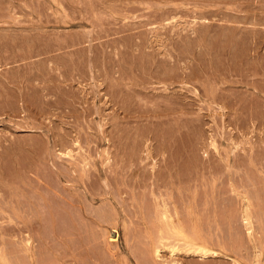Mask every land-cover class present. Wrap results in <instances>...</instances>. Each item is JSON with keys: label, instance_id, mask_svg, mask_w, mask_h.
<instances>
[{"label": "rangeland", "instance_id": "rangeland-1", "mask_svg": "<svg viewBox=\"0 0 264 264\" xmlns=\"http://www.w3.org/2000/svg\"><path fill=\"white\" fill-rule=\"evenodd\" d=\"M165 15H166V17H165ZM154 16H156V17H154ZM248 17H250V18H248ZM114 21H115V23H114ZM121 27H123V28H121ZM103 30H106L107 33H106V31H103ZM132 30H134V32ZM201 31L203 33H201ZM167 32H168V34H167ZM205 32H206V34H205ZM257 32H259V33H257ZM84 33L91 34V37L89 35L86 36V34H84ZM101 33H102V35H100ZM82 34L85 35L84 38L85 37H90V38H88L87 40H84V38H83V41H82V37H79V36H82ZM130 35L131 36L133 35L135 37L133 38ZM76 36H78V37H76ZM117 37H118L119 40L116 39ZM258 37H260V38H258ZM63 38H64V41L62 40ZM71 38H73V40L68 42V40H70ZM65 39L66 40L68 39V40L65 41ZM114 39H115V41L117 40L116 41L117 43L114 41ZM128 39H130V40H128ZM140 39H142L143 41L140 40ZM136 40H138V42ZM149 40L150 41L152 40L151 42H153V43H150ZM58 41H61V43H59ZM122 41L123 42L126 41L125 44ZM127 41H129L130 44L133 43V41H135L136 44L135 45L133 44L134 47L131 45V49H128V47L130 48V46L127 47V45H128ZM120 43H121V45H120ZM122 43H123V46L126 45V46H124V48L127 47V49L130 50V52L128 50L127 51L126 50L121 51V50L124 49L123 46H122ZM140 43H141V45H143V47L140 46ZM149 43H150V45H149ZM61 45L64 46V47H62ZM66 45H71V46L66 47ZM73 45H74V47H73ZM144 45H145V47H144ZM211 45H212V47H211ZM259 45H263V47H264V0H7V1L6 0H0V62H1L0 63V146H1L0 147V161H1L0 162L1 163L0 164V177L4 175L3 178L2 177L0 178V193H2V192L4 193V191H8V192H5V195H8V194L12 193L11 189H14V187H11L10 184L12 183V186H14L13 185L14 183H17V185H19L18 182L24 180V179H21V178H24V177H22L23 176L22 173L23 172L25 173L27 170L29 171L30 168L34 167L32 165V164H35V163H33V160L36 158V157H34L36 155H33L34 153L35 154L36 153L37 154L40 153L39 156H41L40 158H42L41 152H43L44 149H45L44 150L45 153L47 151H49V150H50L49 152L53 153L55 151H53L52 149H54V150L57 149L58 150L57 152L60 151V153H58L59 154L58 158L55 157V155H56L55 153L56 152L53 153V154H55L53 157L51 156L52 154H50L48 152H47L46 155L44 153H42L44 155L42 160H44V161L40 160L39 156L37 155L38 158H36V159H38V160H34V162H36V161L37 162H41L42 161L43 163L47 162L48 164L47 165H43L42 162H41L40 164L43 165V166L41 165L42 166L41 167L40 164L36 162L37 164H39V165L36 164L37 167H39L38 169L41 168L40 171L42 172V173L39 172L38 175L36 174V173H38L37 172L38 169H37V171H35L36 170V165H35V168H33V170L35 169L34 171L33 170H30L29 172L27 171L28 173L26 175L29 176V178H32L31 179L32 183L34 182L33 186H31V187H34V189L31 188V187H28L27 184H25L26 187H28V189L26 188L28 190V192L30 193V189H31V191L35 190L36 185H38L37 186L38 188L35 191L39 190L41 195H44L43 191L40 188V184H36L35 181L38 182L37 178H40L43 175V173H45L46 177L50 174L51 176L50 175L49 176L51 178V180H50L51 183H54L56 185L58 181H60L61 184H62V181H64V184L62 186L60 185V188L63 187L65 189H67L68 191H69V189L73 188V189L70 190L72 192L74 191L73 193L72 192H68V193L66 192V194L63 195L65 197L64 199L66 201H67V198H66L65 195L69 194L70 196H74L75 197V199H74L75 201H74V200H71L69 195H68L69 197L67 196L69 198L68 199L69 204H71V202H72V204H74V202H76V200H78V201L81 200V198H83V197H81L80 195H82L84 193L85 195L86 194L89 195V201L90 202L88 201V204L95 202V204L91 205L93 207V209L91 208L92 211L93 210L95 211L94 205H95V207H98L99 209H100V207L103 208L105 206L104 207L105 211L108 209L106 211V215L104 214V217L106 216V218H104V219L107 220V222H108L107 215L111 216V215L115 214L116 212L118 213V214H115L116 216H114L115 222L113 220H111L112 223L109 222V223H111L109 225H108L107 222H105V223H107L106 226H105V228L107 229L106 230L107 233L104 230L105 233H106V240H105V238L103 239V237L105 235L104 232H103V235L96 234L94 232V229H95L96 226H98V224L93 223L94 221H92L93 224H91V221L89 222L90 225H88V226L91 229H92V227H94V228L91 230L88 227L87 228V231H88L87 233H88V235L92 234L93 232L96 234V237H94L95 241L93 240L94 243H96V238H99L101 243L105 242V244H103V243L100 244L99 243L100 246L98 244L99 249H97L98 247H95L97 245L92 244V245H90L88 247L86 245L79 244L78 241H76V240L74 241V239H73V242H71L70 239H69V241L65 240L66 241L65 242L63 240V242H62V241H60L59 237L57 236V235L60 234L59 231H58L59 233L56 234L55 230H53V234L55 233L56 236L53 235V234L47 235V233L45 232L47 229H48L47 232L48 231L50 232V230H52V228L53 229L56 228V231H57L58 229H60V227L62 225H66L65 224L66 223L65 219H66L67 216H65V214H64L65 211H63V215H64L63 217L65 218L64 219L65 222L61 223L60 222L61 220H59L58 217H57L58 220L57 221L55 220L53 223H51L52 226L54 224V227L51 228V226H50L51 224L49 225L50 229L48 228L49 226L46 225L49 222H51V221H49L50 220V218H49V220H48L49 222H47L45 224L47 226V229H46L45 226L42 227V228L45 227L46 230L43 231V232H44V237H45V235H47V237L43 238V236L41 235V232H40L41 229H42L41 226L44 225V224H42L40 227L38 226V233L40 232V234L37 235V236H39V238H42L40 240L49 239V242L48 241H45V242L44 241H40L39 242V239L37 237H36V239H34V241L36 240L34 242V244H36V245L38 244L37 246L33 245V246H35L33 248L34 252L36 250L38 251L37 254H35L33 252V254L37 255V257H38V259H37L34 256V259H37L38 261L39 260L40 261L38 262L37 260H34V259L31 261L29 253L27 251H25V252H27V254H26L27 256L24 257L25 258L24 259L25 263L28 262V260H27V258H28L29 262H33V264H35V263L40 264V262L41 261L43 262V260L45 261V259L49 260V261H45L44 264H56V263L60 264L62 262L63 263L67 262L66 264H72L73 260H74L73 256H71L72 253H73L72 248L75 247L76 250L78 248V250L77 251L75 250V252H74L75 256L79 257L82 254V255L85 256L84 257L85 260H87V261L90 260L89 263L91 262V264L92 263L93 264H98L97 261L99 263L102 262L100 264H106V263H108V264H158L159 263L158 261H162V260L165 259L164 257H166V259H165L166 261H167V258L170 261L172 259L170 256H172V255H173L172 256L173 258H179L181 261H183L184 264H211V262L213 264L214 263L216 264L217 261H214V260L210 259V260H212L210 262V260L203 259L202 257H199V255L186 254V257H185V255H183V256L179 255L180 257L179 256L175 257V255L172 254L169 251V248L171 246L167 245L169 247L168 249L167 248L166 249L163 248V244L164 245L166 244L165 241H172V242L175 241V242H173V244H176L177 241H178V239H177L178 236L176 237V239L174 237L173 238L171 237L172 240H169L170 238L167 240V239H163V238L160 237L161 233H163V235H164V233H166L165 235H167V233H168V235H169L170 231H165V230H168L169 226L165 230L163 229V227L160 229L161 226L158 225V224H162V223L158 222L159 218H161V217L158 218V216L160 214L159 212H161L162 209H160L157 205L161 204V203H158V201L161 202L163 200L162 198H164L168 193H170V190L168 192L167 188H169V186L166 184V181H164V179H162V180L160 179L161 180L160 182L158 181L159 177H160V175H158V174H159V171L161 170V167H162L163 168L162 169V173L164 172V174L162 176L166 175V180H167V176H168V174H166L167 173V168H165L166 169L165 170L164 167H166V163H167V166H168V162H170L169 160H172L173 162L175 161V169H173V171H172V172H174V170L176 171L175 174L173 173L174 176L176 175V173L178 175L179 172H181L180 176H182V177L184 175L188 176L187 174H190V175L191 174H196L197 176H199L198 177L199 179H197L196 182L198 184H200L201 186H198L197 187L198 189H196V192H197L196 193V197H197L196 200L192 199V194H193V191L195 189V185H194L195 182L193 180L192 181L194 182V184H193V182H192V184L194 186L190 187L189 186L190 185L189 181L186 182V180H189L187 177L184 178V180H183V178H180L179 176H178L179 178L177 179L176 178L177 175L175 176V178L172 177L173 180L176 179L175 180L176 181V185H175L176 188H178L180 186V184H181V193H178L179 190L178 191H172L173 192L172 193V197L174 198L173 200H174L175 204L174 203H171V204L180 206L179 211L182 213V214L180 213L181 214L180 216H184V217H182L183 218V222H184L185 225L187 224L186 226H188V227L185 226L186 227L185 229H187L186 232L190 231V229L192 231V229L194 228L193 224H192V221H191L192 214H190L189 210H187V208H188L187 205H188L189 201L191 202V205L194 204L196 206V209H197L195 214H197L198 217L201 219V223H200V226H199L200 231H201V233H203L205 235H207V234L209 235L210 232L214 230L213 225H215L214 221L211 220L209 222L210 217L213 214V211H211V210H213V208H211V207H213V204H214L211 196L213 194L219 195V192L222 193L220 188H222V187L226 188L228 186V184H230V180L228 178H225L226 175L224 173L226 171V168H224L225 171L223 169V167H225V166H223L224 163H225V160L228 157V152L231 151V150L233 151V149H234V151H236V152L246 153V150L244 151L243 149L244 148L247 149V148H249L251 146H254L252 149L256 152L257 151V150H255L256 146H257L258 149L260 148V150L262 148L261 144H260L261 141H262V146L264 145V143H263L264 142L263 141L264 140L263 139L264 138V128L261 129V125L264 127L263 123L260 125L259 122L256 121L255 122V126H254V124H252L254 126L253 127L254 131H253V129H251L252 125L251 126L250 125L247 126V124L244 125L245 127L247 126L246 129H248V130L250 129L249 131H247L246 129H244V126L242 124H240L241 126L239 124H236V123H235L236 126L233 123L230 124L229 122H227L228 123L227 124L226 121H228L229 117L227 116V113H224V111L228 112V109L230 110L231 104H229L230 108L228 107L229 105H227V104L230 103L228 100H231V99L230 98L228 99V97H224V95H222V96L219 95L218 94V92L220 91L219 90V91H217V94H218L217 96H220V97H219V100L216 101L217 100V96L215 97L216 99H214L210 95V92L212 93V91L217 87V85H218V87H220L221 84H222V87H223V85L226 86L227 83L223 84V83H221V81L224 79V81L227 80V82H228V80H230L229 77H231V75H232L233 78H231V80L236 78L235 79L236 81H238L239 83H241V82L242 83L239 84L238 82L237 83L233 82V83H236V85L233 86V84H232L233 87L231 88V84H230L231 80H230L229 83H228L230 85L229 86L227 85L228 88H226V89H229V87H230V89L228 91H226V92H225V90H223L225 93H227V92L229 93V91L231 89H234V92L233 91L232 92L230 91V92L232 94L237 92L236 93L237 96L235 95L237 97V99L239 97H242V99L245 97L244 100H246V99L249 100V98H250L251 102L253 100H255V103H256V101L258 99L260 100V98H257L258 95H256V96H253V95L254 94H258L257 91L259 92V89H260L259 87H261L262 83H264V81H259L260 77H261V74L263 72V70H262L263 68L262 67L259 68V66L257 65V69L256 70H257V72L259 70H261V71H259L261 73H260V75L254 77V75H252V74H254L253 71H256V70H255V67H253V66H255L256 64H255V62H253L252 59H251L252 61L250 59H248V58H252V56L250 57L248 53H250L251 51H252L251 53H253V52H255L254 49L258 50V48L260 47L259 49H261V50H259V51L262 53V60L264 61V59H263L264 48L262 46H259ZM21 46H22V48H21ZM86 46L87 47L90 46V47H88V49L90 51L88 49H86ZM121 46H122L123 49L120 48ZM204 46H206V47H204ZM209 46H210V48H209ZM83 47H85V48H83ZM117 47H119V48H117ZM137 47H139L140 49L139 50H135V52H134V50H132V49H135ZM149 47H151V49ZM248 47H250V48L252 47L251 51L248 50ZM104 48L107 49V50H105ZM141 48H143V49H141ZM83 49L85 50L86 53L84 52ZM91 49H92V51H91ZM100 49L102 51H99ZM118 49L119 50L121 49L120 50L121 51L120 52V54H121L120 57L117 54L118 51H119ZM241 49H242V51H241ZM144 50H148V52L151 53V55H149L147 51L144 52ZM152 50H153V52H152ZM220 50L221 51H225L226 54L228 53L227 55H229V53L231 52L232 56L229 55V58L231 57V59L227 58L228 56L225 53H223V54L219 53V52H221ZM246 50L248 52L247 53L248 55L247 54L246 55L245 54L242 55L241 53H244ZM105 51H107V52H105ZM87 52H89V53H87ZM101 52L103 54H101ZM108 52H109V55L111 57L110 56L107 57L108 55H106V54ZM123 52H124V54L127 53L125 56L126 57L130 56L129 58L131 59L130 60L128 58L127 59L123 58V60L126 61V64H125V61H123V63H121L122 60L121 61H117V59L120 60V58L123 55ZM133 52L136 55H134ZM212 52H214V54ZM83 53L87 54L88 56L83 54ZM129 53H131V54H129ZM143 53H145V54H143ZM71 54L73 55L72 58L76 59V61H77L76 63L77 64L81 63V59L82 58L84 59V60L82 59L83 60L82 63H81L82 67L79 64H78L79 65L78 66L76 63H74L75 60L72 62V58L70 60L68 59V57L69 58L71 57V56H69ZM166 54H167V56H166ZM84 55L88 57V58L86 57L88 59V61H89V59L92 56L94 58V55H95V59H97V60L103 58V60H101L103 63H107L108 62L107 60H109L111 58H112V60L113 59L114 60L113 61L110 60V63L108 62L109 65H107V67H105L106 66V64H105L104 68H103L104 64H102V62L98 61V64H94V61H95L94 59L90 60V61L93 60L91 62L92 65L90 64L91 67H90V65H87V64H86V66H83L84 65L83 62L86 63L85 62L86 58H85ZM96 55L97 56L101 55L102 58L96 57ZM137 55H139V56H137ZM153 55H155V56H153ZM234 55H235V57H234ZM81 56H82V58H81ZM104 56H106L107 58L104 57ZM151 56H153L154 58L151 57ZM209 56H211L212 58L210 57L211 59H209L208 58ZM240 56L241 57L245 56L248 60L251 61V64L253 63L254 65L253 64L249 65L248 63H250V62L245 60V57L241 58V59L242 60L244 59L245 61H247V64L245 63L244 60H243L244 62L241 63L242 60H239ZM149 57L151 59H156V58H158V59H156L155 61L152 60L155 63L152 62L153 65H151L150 64L151 60L149 61V59H150ZM167 57L169 58L168 60H167ZM206 58H208V59H206ZM226 58H227V60H226ZM87 59H86V61H87ZM145 59H146V62H144ZM234 59H236L235 61H237V62L234 61V63H239L238 61H240V63H239L240 67L241 66L243 67L245 65L250 66L248 68L246 66H245L246 68L243 67L246 70L245 72H247V69H248L249 70L248 73H250V72L252 73V74H250L251 76H249L250 77L249 79L246 78L247 79L246 81L243 80V79H245V77L241 78L242 77L241 74L239 75V73H241L240 71L241 70L243 71L244 69H242V67L240 69L239 64L238 65H232L234 63L231 64V62H233ZM97 60H96L95 63H97ZM262 60H260V61H262ZM70 61H71V64L73 63L72 65H70ZM78 61H80V62H78ZM88 61H87V63L89 64ZM111 61L112 62L117 61V62H115V64H113ZM132 61H133V63H132ZM166 61H168L169 64ZM140 62H142V63H140ZM147 62H149V63H147ZM225 62H226V64H227V62L228 63L230 62V64L225 65ZM66 64L70 65L72 67L71 68L72 70L71 69L68 70L70 68V66L67 67ZM75 64L77 66H75ZM121 64H122V66H121ZM148 64H149V66H148ZM154 64L156 65L155 67H154ZM196 64H198V65H196ZM56 65L58 66V68H57ZM93 65H96V66H95V68L92 69ZM73 66H74V68H73ZM88 66H89V68H87ZM130 66H132V67H130ZM167 66L169 67V69L166 68ZM227 66H228V68H226ZM230 66L232 67L233 70L230 69L231 68ZM54 67H56L57 69H55ZM60 67L61 68L63 67V70H65L66 72L69 71L71 77H72V74H73V77H72L73 78L72 80H74L73 83H72L73 85L72 84L71 85L68 84L70 87H68V85L66 84V83H71V81H72L71 79H69V82H67L69 76H67L68 77L67 78L66 75L67 74L69 75V73L66 74L65 72H63V70H61ZM53 68H54V71H53ZM75 68L82 69V70L85 69L84 71H85L86 74H83L84 78L79 77L78 76L79 74L76 75V73H79V72L83 73L84 71H82V70L81 71L78 70L79 72L76 71V73L74 74ZM90 68H91V70H90ZM182 68L185 69V70H182ZM206 68H208V69H206ZM214 68L216 70L218 69V71H216L218 73L214 72ZM87 69H89L88 70L89 72H87ZM150 69H152V70L156 69L157 71L156 70L151 71ZM205 69L208 70L209 73L207 71H205ZM131 70H133V71L131 72ZM72 71H74V72L71 73ZM168 71H169V74H166V73H168ZM182 71L184 72V77L185 78L182 77L183 76V72ZM224 71L226 73H229V74L235 72V74L233 73L234 75L230 74V76H228L229 74L226 75V73ZM94 72L95 73L97 72L96 73L97 76H95V77L93 75ZM145 72H147V73H145ZM64 73L66 75H64ZM89 73H91V74L88 75ZM212 73H214L216 79H215V77H212V76H214ZM61 74H63L64 77H66L67 79L65 80ZM81 74H80V76H82ZM216 74H219V75L216 76ZM222 74H224V76H225L224 78H223ZM188 75H190V76H188ZM201 75H202V77H201ZM209 75H212V76L209 77ZM74 77L76 78V80H75ZM134 77H137V78H134ZM217 77H219V78H217ZM203 78H205V79H203ZM211 78H212V80H210ZM62 79H64L66 81V83H65V81H63L64 84L61 83L62 81L60 82V80H62ZM213 79H215V81H217V79H218V83H216ZM119 80H120L121 83H119L120 85L118 86ZM137 80H138V82H136ZM152 80H153V82H152ZM139 81H141V83L145 82V89L143 87L142 88L139 87V85H141V86L144 85V83L141 84ZM211 81L213 83L215 82V85L213 84L214 86L212 85ZM114 82H117V83H114ZM132 82L133 83L136 82L137 84H135V85L138 88L135 87V85ZM243 82H245L244 85L247 82L248 83L252 82L253 84L255 83V85L260 83L257 86L254 85L256 88L259 85L260 86L258 87V90H257L256 88H254V86L251 83V85H248V88H247L246 85L245 86L243 85ZM111 83H113V84H111ZM59 84H63L64 85V87L63 86L62 87L65 88V90H63V89L62 90L65 91V92L68 91L69 88H70V90H71V88L73 89L72 91H74L75 93L72 92V91L71 92L74 93L75 95L72 94L71 92H69L70 90L68 91L69 94L71 93L70 96H68V95H66V93H64L65 96H68L69 98H71L70 100H72V101L74 100L73 101V105L71 104L72 101L68 100L69 98L67 99V98L63 97L64 94H60L59 93L61 91V89L59 87L61 85H59ZM65 84L67 85L68 89L66 88ZM114 84H116L117 87H115ZM126 84L128 85L127 87H126ZM167 84H168V86H167ZM210 84L212 85V88H211ZM110 85H112L111 88H110ZM183 85H184V87H183ZM43 86H45V87H43ZM190 86H192V87H190ZM249 86H251L252 88L249 87ZM121 87H123V88H121ZM131 87H132V89H131ZM189 87L193 91H191L189 89ZM263 87H264V85H263ZM48 88H50V90ZM117 88H119V90H117ZM186 88H188V89H186ZM203 88H205V89H203ZM56 89H57V92H56ZM58 89H60V91ZM127 89L128 90L130 89V90L128 91ZM166 89H168V90H166ZM262 89H263L262 92H263V95H264V88H262ZM262 89H260V90H262ZM80 90H82V92ZM115 90L119 91V93H120V91H123V92H121L119 94ZM207 90H209V93H208ZM63 91H61V92H63ZM223 91H222V93H224ZM98 92L100 93V96H101L100 98L101 99L104 98L105 100L104 99H102L103 101H101V99L99 100ZM188 92H190V93H188ZM84 93L86 94L85 95V102L84 101L82 102V100H84V98L82 99V96H81V98H80L81 101H80V99H78L80 96H78V95H84ZM116 93L119 95V96L118 95L117 96L120 97L121 100L118 99V97H117V99H114V98H116V96H115ZM149 93H152L154 95L150 94L151 95L150 96ZM162 93L166 94V98H167V99L165 98L166 100L171 98L172 102H174L176 100L178 101V102L176 101L174 103H172L171 101L168 102V104H169L168 106H170L171 108L173 107V109L170 108V112L169 113L171 115L169 117L172 118V116H173V118L171 120L165 121V118H167V116H166V117L162 118L163 122L160 121L161 120L160 118H159V121H158V117L159 116H157V115H159L158 114L159 113L158 109L161 111L162 107H159V106H157L158 104H155V103H158V101H160V100H164L163 99L164 97H163ZM76 94H78V95H76ZM188 94H189V96H188ZM249 94H251V97H249ZM57 95H58V98H57ZM59 95L62 96V97L60 96L61 99L59 98ZM72 96H74V97L78 96V97L75 98L76 101H75L74 98H72ZM168 96H170V97H168ZM179 96H180V98H179ZM208 96H209L210 100L208 99ZM233 96H234V94H233ZM235 96H234V98H235ZM252 97H254V98L256 97L257 100H256V98L252 99ZM62 98L64 99L63 101H65L66 99L68 101H70V104H69L68 101H65V102L68 103V104L66 103L67 105L65 104V102L63 103V101H61ZM178 98H179V100H178ZM212 98L216 102H214V100ZM262 98H261V101H258L256 104L259 103V106L262 105V108H264L263 107L264 101L262 102ZM140 99H141V101H139ZM226 99H228V100H226ZM242 99H239V100H242ZM44 100H45V102H43ZM119 100L121 101L120 104H122V106L119 104V102H120ZM211 100H212L213 103L211 102ZM112 101H114V102L112 103ZM145 101L146 102L148 101V103L146 104V105H148L147 107L143 103ZM227 101H228V103H225L224 105H226V106L224 107L222 102L224 103V102H227ZM47 102L48 103L50 102L51 104L49 103V105H48ZM55 102H57V103H55ZM79 102H81V103H79ZM260 102H262V104ZM43 103H45V104H43ZM46 103H47L48 106L46 105ZM61 103L65 104V106L64 105L61 106ZM179 103H181L182 105L184 104L183 105L184 107L181 106V104H179ZM253 103L254 102H252V105H253ZM23 104H24L25 107L22 106ZM172 104H174V105H172ZM58 105H60V106H58ZM155 105H156V107H158V109L156 108L157 111H154V109L151 107V106L154 107ZM179 105L183 109L181 107H179ZM119 106L122 109L119 108ZM123 106L126 109L125 108L123 109ZM255 106L257 107V109H259L257 105H255ZM85 107H87L88 109L85 110ZM100 107H101V110H100ZM148 107L152 108V112H150L151 109H148ZM97 108H99L98 111L100 110V112H97V110H96ZM175 108H177V109H175ZM220 108H221V110H220ZM262 108H261V111L258 110V112L260 111L259 113L254 112V114L257 113L256 116H258L259 118H260V116H262V113H264V110L262 111ZM89 109H91V110H89ZM163 109H165V108H163ZM95 110H96V112H95ZM118 110L120 111V113H119ZM131 110H132V112H131ZM180 110L181 111L183 110V112H185V111L186 112L183 113ZM133 111H134V113H133ZM171 111H173L174 113L171 112ZM198 111H199V113H198ZM155 112L157 113V115H156ZM220 112H222L223 114L220 113ZM131 113L134 114V115L136 114V115L134 116ZM151 113H153V115L155 114L156 116L155 115L152 116ZM149 115H151V116H149ZM161 115H164V114H160V116ZM223 115L225 116V119H224ZM197 116H201L203 118L202 119L201 117H199V119L200 118L202 119V120L201 119L200 120L203 123L200 120H199V122L196 123V121H197L196 119H198ZM156 117H157V119H156ZM161 117H163V116H161ZM153 118H154V120H153ZM192 118H194L195 124H193V121H192L193 119ZM226 118H227V120H226ZM181 119H183V120H181ZM254 119L257 120L256 117ZM178 120L179 121L181 120L180 122H182L183 124H187V128H186V125H184L185 128H186L185 129L184 126H182L181 123H179ZM220 120L222 121V123H221ZM168 121H169V123H168ZM115 122L118 123V125L120 123L121 126L119 125V127H118L119 129L118 128L116 129V126H115L116 123ZM161 122L164 123V124H162ZM165 122L168 123V124H166ZM224 122L227 125L224 124ZM27 125L31 126L30 129L28 128ZM23 126H26V127L23 128ZM32 126L33 127L35 126V129H33ZM132 126L134 128H130ZM239 126H240V128H238L239 130L236 129V127H239ZM242 126H243V128H242ZM122 127H123V129H121ZM221 127H222V129H221ZM25 128H27V129H25ZM64 128L66 130H68V135H67V132L64 133L66 136H68L67 138H69L68 139L69 141L66 139L68 142L66 140H64L66 136H64V139H63L62 136L64 134L61 136V139H59V137H60L59 134L60 133L62 134L63 132H65ZM179 128L180 129L182 128V130L184 129V132L182 131V133H181V131L178 130ZM32 129L36 130V131L33 132ZM59 129H60V131H58ZM124 129H125V132H127V130H128V133L130 132V134L127 133L128 134L127 135L123 131ZM225 129H227L228 131L226 132ZM241 129L242 130L244 129L247 134L245 132L243 133L244 130L242 131ZM25 130L29 131V132H26ZM117 130H119V133H121V135H122V132H124L123 135H124L125 139L123 138V136H122L123 139L121 138V136H120V139H122L123 142H125L124 140L127 139V141L125 143H123V146H126L125 148L122 146V143H121L122 140H121V142L119 141L120 140L119 136H118L119 133L117 134V132H118ZM69 132H70V135H69ZM223 132L226 133V134H224ZM262 132H263V134H262ZM201 133H203L204 135L201 134ZM229 133H232V134H229ZM55 134L59 135V137L58 136H54ZM228 135H231V136H228ZM236 136H237V138H235ZM261 136H263L262 137L263 140L261 139ZM130 137H132V138H130ZM128 138L131 139V140H129ZM180 138H182V139H180ZM200 138H201V140H200ZM62 139H63V141H65L68 144L70 142V144H69L70 146L65 144V142H62L63 146L61 145V143H58V142L56 144L54 143L55 141H60ZM213 139L215 140V142H214ZM231 139H232V141H231ZM233 139H235V140H233ZM257 139L258 140L261 139V141L260 142H254L255 140L258 141ZM14 140L16 142H14ZM241 140H242V142L240 143ZM117 141H118V143H117ZM232 142H233V144H232ZM247 142H248V144H247ZM12 143H13V145L15 144V146H16V147L14 146L15 148H13V146L11 145ZM21 143H22V145H21ZM75 143H77V144H75ZM126 143H127V145H126ZM209 143L212 144L213 148H212V146ZM255 143H258L260 145V147H258V144L256 145ZM26 144H27V146L30 145V147H31V145H33L32 146L33 148L31 149L30 147H27V146L25 147ZM57 144H59L60 147L62 146V148H64V149H66L67 146L70 147L71 151H74L72 156L71 155L70 156L69 155L65 156V153L70 151V149H68V147H67V150H64V149L60 150L59 146ZM79 144H80V146L82 145L81 148L79 147ZM118 144H120V145H118ZM168 144H169L170 147L168 146ZM8 145H11L12 147H9ZM43 145H45V146L43 147ZM55 145H57V148H55ZM162 145H163V148L165 146L164 149L161 147ZM21 146H24L25 148H22ZM50 146H51V149H50ZM53 146H54V148H52ZM72 146H73V148H72ZM119 146H121V147H119ZM203 146L206 147L207 150L204 149ZM47 147H49V148H47ZM129 147H130V149H129ZM229 147H232V148H229ZM126 148H127V150H126ZM11 149H13L14 152ZM36 149L37 150L39 149V151L40 150L41 151L39 152ZM47 149H49V150H47ZM128 149L130 150V152L128 151ZM8 150H10V151H8ZM151 150H152V152H150ZM71 151H70V153H72ZM106 151H107V153L109 152L108 155L106 154ZM126 151H127V153H126ZM134 151L137 154L133 156V154H135ZM205 151H207V152H205ZM61 152L64 153V154H62ZM132 152H133V154H132ZM149 152L151 153V155H150ZM259 152L260 151L258 150V153ZM18 153H20V154H18ZM30 153L32 154V156L34 158H32V156L29 155ZM206 153H208V154H206ZM210 153H211V155H213V153H215L214 154L215 156L213 155L214 157L212 156L213 158L211 160H213V161L216 160V164H218V165L220 164L219 168L224 171V172L222 171V173H223L222 177L220 178V175H219V179L216 181V183L213 186L211 185L212 178H211L210 174L206 173V174L203 175V174H201L203 168L200 169V170L198 169V168H201L200 166L203 167V165L205 164L204 160L205 159L208 160L209 156H211ZM256 153H254V154H256ZM258 153H257V155H258ZM48 154H50V155H48ZM119 154H122V155H119ZM123 154L125 156V158H124L125 160H123L124 162L122 160H120L121 158L123 159V157H124ZM47 155H48V157H47ZM82 155L86 156L88 158V162H87L85 157H82ZM243 155L247 156V154H242V156ZM29 156L31 158H29ZM49 156H50V158H49ZM59 156H63L65 158V160L68 161V162H66L64 159L62 160V157H61V159H59ZM246 156L245 157L243 156L244 158L243 157L242 158L245 159ZM262 156L264 157V154L263 155L261 154V157ZM248 157H249V155H248ZM259 157L260 156L258 155V157H256V158L258 159ZM263 157H262V159H263ZM130 158H132V159H130ZM135 158H136V161H135ZM138 158L140 160H138ZM162 158H163L164 162L169 159L168 162H165V165L163 164L164 162H163ZM23 159H25V160L23 161ZM83 159H85L86 161L83 160ZM114 159H115V161H114ZM116 159L119 160V161H116ZM211 160H208V162L210 163ZM31 161H32V164L30 165ZM54 161H55V163H54L55 165L52 163ZM84 161H85V163H89V165L86 164V167H85V164H83ZM120 161L122 162V164L126 162L125 163L126 166L123 164L125 167H127V165H129L128 166L129 169H127V171H126L125 167L122 166L123 168H121L122 164H121ZM139 161H141V163ZM161 161H162V163H161ZM172 161L170 162L169 165L172 167V164H173V168H174V163H172ZM196 161L198 163L203 161L204 164L203 163H201V164L199 163L200 165H198ZM247 161L249 162L248 158H247ZM263 161H264V159H263ZM118 162L120 164H118ZM130 162H131V164H130ZM208 162L206 161V163H208ZM219 162H221V163H219ZM51 163H52V165H51ZM57 163H59L60 167H58L59 165ZM67 163H70V166ZM71 163L74 165L73 168L71 167L72 166ZM159 163H161V167L159 166ZM177 163H178V165H177ZM82 164L84 166L79 167V165L81 166ZM115 164L118 165V166H116ZM136 164H137V166H136ZM156 164H157V166H156ZM243 164H242V167L240 166V169L242 168L241 169L242 171H241L240 174L241 175L244 174V177L249 178L250 180L253 179V182L256 183L257 184L256 186L258 187V188L256 187V190L254 188H251L250 194H249V200H248V202L251 203V204L249 203L251 205L250 212H251V214L254 215V216H252V218H254L253 225H257L258 223H261V222L264 223L263 220H262L264 216L263 217L260 216L261 219L257 218L260 215V213H261L260 211H262V213L264 212V207H263L264 206V198H263L264 197V180H263L264 179V173H263L264 172V166L262 167L263 170H262V168H259L260 166H262L264 164H262L260 166L258 165L257 168H253V167L251 168V167L246 165V168L249 167V168H247L248 170L245 168V166H244L245 164L244 165ZM67 165L69 166V168L70 167L71 168L70 169L67 168L68 167ZM197 165H198V168H196ZM27 166H30L29 169H28ZM134 166H136V167H134ZM155 166L159 167L160 170L158 168H155ZM179 166H181V167L179 168ZM24 167H27V170L25 168L26 171H23ZM61 167H62V170H64V167H66L65 170H67V171H66L65 175H67V177L65 178L64 175L63 176L61 175L59 177V175H56V174H55V177H54V173H56V172L59 173L60 170H61L60 169ZM83 167H84V169H83ZM88 167H90V168H88ZM130 167H131V169L133 171L130 169ZM133 167H134V169H133ZM137 167H139L138 171H137ZM144 167H146V168H144ZM177 167L179 169H181V170H178ZM191 167H193L194 171H195V168H196V170H198L200 172H198V171L197 172L196 171L193 172ZM1 168L3 169V171H2ZM50 168L51 169L53 168L54 170H56V172L51 170ZM152 168H155L157 170H153L154 171L153 172ZM176 168H177V170H176ZM188 168H189V170H188ZM16 169H17V171H16ZM20 169L23 171L22 173H21ZM75 169H76V171H75ZM80 169L82 171H85V169H86L85 172L86 173L89 172V173H87V175H86L85 172H82V173H84V176L85 175L88 176L90 178V181L88 180L89 179L88 177H86V178H88V179H86L83 176V174L81 173ZM124 169H125V171H124ZM190 169L192 171H190ZM50 170H51V173H50ZM72 170H74V171H72ZM87 170H89V171H87ZM163 170H165V171H163ZM15 171L18 174H16ZM18 171H20V172H18ZM78 171H79V173H81V177L83 176L82 179L85 178L86 180H88L87 181L88 183L86 182V184H84L85 180L84 181H80L81 177H80V174L78 173ZM128 171L130 172V174H129ZM254 171H256V173H254ZM67 172H68V174H67ZM124 172H126V174H129L127 176L125 175L126 178H125L124 175H122ZM47 173H48V175H46ZM107 173H108V175H107ZM131 173H132V175H131ZM142 173L143 174L145 173V174L143 175ZM149 173H152V177H155V178L158 177L157 178L158 180L152 178L150 176L151 174H149ZM182 173H184V174H182ZM40 174H41V176H40ZM136 174H138L137 177H136ZM140 174L143 175V177H145V178H143ZM114 175H116V176H114ZM133 175H135V176H133ZM201 175H202V177H201ZM205 175H208L207 176L208 178ZM24 176H25V174H24ZM109 176H110V178H109ZM111 176L114 177V179ZM146 176H147V179H146ZM149 176H150V179H148ZM203 176H205V177H203ZM251 176H252V178H251ZM18 177H19V179H18ZM48 177H47V180L49 179ZM52 177L58 178V179L57 180L56 179H52ZM69 177L71 178V180H70ZM130 177H132V181H129ZM140 177H142L143 180ZM240 177L241 176H239V177L237 176L236 177L237 181H238V178H240ZM242 177H241V179H242ZM244 177H243V179H244ZM67 178H68V180H66ZM72 178H74V180H72ZM116 178H119L120 180L117 179L115 181ZM151 178L153 179V182H152ZM162 178H165V176L162 177ZM33 179H36V180L34 181ZM43 179L45 180V177H42V180ZM137 179H138V183H136ZM144 179L146 180V182H145ZM27 180H24V182L25 181L27 182ZM47 180L43 181L41 183V179H39V181L41 183V187L43 185H44L43 187H46L48 185ZM65 180L68 181V182H65ZM75 180H76V182H75ZM123 180L125 181V184H123L124 183ZM133 180H135V181H133ZM206 180H208V181H206ZM222 180H223V182H225L224 184H223V182H221ZM108 181L110 182V184H113V185L117 184V185H114V186L112 185L113 187H111L109 185L110 188H112V191H110V189L108 188V185H107V187L105 185H103V183L108 182ZM147 181L150 182V183H147ZM203 181H206V182L203 184ZM24 182H23V185H24ZM28 182H31V181L28 180ZM45 182L47 183V185H46ZM128 182H130V184L135 182L136 184L133 183V185L132 184L128 185ZM154 182H155V184L157 182H159V183H158V185L156 184L155 186L154 185L152 186V184H154ZM163 182H165V183H163ZM179 182H181V183H179ZM182 182H185V183H182ZM207 182H209V183H207ZM8 183H10V184H8ZM160 183L164 184L165 187L163 186L164 188L163 187L161 188V184ZM178 183H179V185H178ZM58 184H59V182H58ZM66 184H68V185H66ZM69 184H70V186L72 184V187L69 188ZM141 184H142V186H141ZM150 184H151V186H150ZM182 184H184V185L182 186ZM185 184H186V186H185ZM1 185H3V186H1ZM5 185H7V186H5ZM215 185H217L216 188L218 190L215 189ZM19 186H22V185H19ZM57 186L58 185H56V187ZM66 186H68V187L66 188ZM88 186H90V187L88 188ZM103 186H105L107 190L104 189L105 187H103ZM136 186H137V188H136ZM138 186H140V187H138ZM143 186H146V187H148L150 189H148L146 187H143ZM15 187H16V185H15ZM43 187H42V189L44 191H46V193L51 191V190H49V188H47V187L43 188ZM86 187H87V189L85 190ZM155 187H156L157 190L155 189ZM185 187H187V188H185ZM200 187H202V189ZM208 187H210V188L207 189ZM58 188H59V186H58ZM63 188L59 189V190H63ZM102 188L104 190H106V191L111 192V193L106 192L107 193L106 194L104 192V190H102ZM125 188H126V190H124ZM9 189L11 190L10 192H9ZM20 189L22 190L21 193H23V191L26 190L25 187H23V186ZM51 189H52V187H51ZM135 189H136V191H135ZM159 189H162V190L160 191ZM259 189L261 190V193H260ZM19 190L13 191V192H18ZM59 190L53 188V190L51 192L54 191V193H55V191H56V193L54 194V196L56 195V197H53L52 196L53 193H52V195H51L52 198H58L57 196H58V194H60V192L66 191V190H63V191H59ZM87 190H88V192H87ZM90 190H92V191L94 190L93 193H95V192L99 193L97 190H101L100 191L101 196H102V194L103 195L105 194L104 195L105 197H103V196L102 197L106 198V195H107V200L106 201H108V199L111 200V201H109V204H108V202L106 203V201H105V203L104 202L102 203V201H104L105 199H102L100 197V195L99 196L97 195V193H95L96 196L92 197L91 196L92 193L89 192ZM146 190H148V191H146ZM216 190H217L218 193H216ZM82 191H84V192L82 193ZM85 191H86V193H85ZM152 191L154 192V194L150 193ZM161 192L162 193L164 192V193L161 195ZM209 192H210V195L208 194ZM24 193H26V192H24ZM46 193H45V196L48 197L49 200L50 199L52 200V198L49 197L50 194L49 193L46 194ZM156 193L158 195L160 194L161 196L160 195L158 196ZM187 193L189 194V196H188ZM206 194H207L206 201L209 202V203H206V205H204L202 202H204L205 198H203V197H205ZM234 194H235V196H234ZM76 195L79 196V197L76 198ZM108 195H109V197H108ZM155 195H157L159 199H156L157 197ZM163 195H165V196H163ZM230 195H233V198H230L229 197ZM230 195H228V196L226 195L227 196V200L226 201L224 200V201L226 203L228 200L229 201L231 200V202L228 201V204L226 203L227 207H231L232 203H233L234 206H232L231 209L234 208L233 209V211L235 210L234 211L235 212L234 215L236 217L239 215L237 217L238 219L240 218V215H241V219H239V220L243 222L244 209L242 207L243 201H241V199H243V198L240 195H238L237 193H235V192L233 194L231 193ZM90 196L92 198H94V199H92ZM112 196L115 199H113ZM198 196L201 199L200 202H198L200 200ZM160 197H161V201H160ZM228 197L230 199H228ZM60 198H61V195L59 196V199L52 200L53 204L57 203L59 209H60V207L64 206V205L59 206L60 204H58V201L60 203L61 200H64L63 198H61V199ZM97 198H99V199H97ZM260 198H261L262 201L260 200ZM175 199L178 200L177 203L175 202ZM92 200H94V202ZM114 200H116V202ZM78 201H77V203H78ZM118 201H119V203L121 201V203L119 204ZM252 201H254V202H252ZM22 202H24V201H22ZM211 202H213V203H211ZM61 203L65 204L62 201H61ZM67 203H66V205H67ZM184 203H185V205H184ZM199 203H200V205H199ZM254 203L256 204L257 207L255 206ZM3 204L4 203H2V201H1L0 202V206H2ZM72 204L70 205L71 207L70 206L68 207V205H67V206H64L62 209L65 210V208L67 207L68 209L70 208L69 211H71L72 209L75 210L73 207L76 208V206L78 204H80L81 206L80 205L79 206L81 207V209L78 208L79 206L77 208L79 210H83L82 209V204H81L80 201H79L78 204H76V206H74L75 204L74 205H72ZM102 204H104V205L101 206ZM57 205L54 204L53 207H55ZM23 206L25 207L24 204H23ZM115 207H116V212L113 213L112 211L113 210L115 211V209H114ZM3 208H6V207L4 206ZM3 208H2V210H5ZM77 208L75 210L76 212L73 211L74 213H72V212L68 213V210L66 209L68 216L72 215V214L78 215L80 213V211L77 214V210H78ZM62 209H60V210H62ZM156 209H158V210H156ZM98 210H97V213L98 212H100V213L103 212L102 211L103 209H101L100 211H98ZM171 210H172V207H171ZM171 210H170V213H173V211L171 212ZM184 210H185V212H184ZM209 210H210V212L212 214L209 212ZM1 211H0V214L2 213ZM48 211H50V209ZM205 211L207 213H204ZM241 211H242V213H241ZM4 212L5 213L9 212V213H7V217H8V214H10V212H11L10 211V207H9V211L7 209V212H6V210ZM60 212H62V211H60ZM110 212L113 213V214H111ZM137 212H139V213H137ZM155 212L156 213L158 212L159 214L157 213L158 214L157 215V214H155ZM236 212H237V215H236ZM70 213H72V214H70ZM94 213H96V212H94ZM103 213H105V212H103ZM4 214H1V216L2 215L6 216ZM204 214H206L205 215L206 217H203ZM223 214L224 213H222L221 215L223 216ZM46 215H48V214H46ZM72 216L69 217V218H73V219H70V221L71 220H76V222H77L78 220L75 219V216L74 217H72ZM222 216H220L221 220H223L221 218ZM63 217H61V219ZM224 217L225 216H223V218ZM77 218H80V214H79V217H77ZM157 218H158V220H157ZM203 218H206L205 222H204ZM7 219H9V218H7ZM7 219L5 217V219L3 218L4 221L0 220L1 221L0 224L2 223V225H4V223L7 222ZM47 219H48V217L46 218V221H47ZM80 219H82V218H80ZM80 219H79V222H80ZM110 219L111 218L109 217V220ZM67 220H68L67 221L68 223L72 222V221L70 222L69 219H67ZM85 220H83V221H85ZM224 220H225V218H224ZM257 220H258V223H257ZM259 220H262V221L259 222ZM87 221H89V220H87ZM9 222H10V220L8 221V223ZM74 222L75 221H73V224L75 226ZM85 222H83V224ZM162 222L165 225V222L164 221H162ZM206 222H207V225L205 224ZM211 222H213V224ZM242 222H240L241 225H239V227L237 228L238 229L237 232L239 231V233L237 235V240L241 236V241H242V239H243V241L242 242L239 241V243L241 245L242 244L245 245L248 248L250 246L252 247L250 249H247L250 252L249 251L247 252V254L249 253V256L247 254H246V256H248L249 258H246L245 262H247V264H253L254 262H255L254 264H257V263L258 264H264V260H262V259H264V257H263L264 256V253H263L264 249H263L262 255H261L260 254V252H261L260 250L261 249L259 247L255 248L253 246V241H250L249 237H247V233L244 232V231H247V229H246V226L244 225L245 223H242ZM55 223H58L57 227H56ZM60 223H61V225H59ZM81 223H82V220H81ZM11 224H12V222H10V225ZM71 224H67V225L68 226L70 225V227H71L72 226ZM6 225H7V223L4 226H6ZM80 225L81 224H79V226ZM103 225H105V224H103ZM103 225H99V226H103ZM164 225H162V226H164ZM205 225L207 226V228H206ZM9 226H7V227L9 228ZM68 226H66V227L68 228ZM76 226H78V222H77ZM76 226H75V228H76ZM241 226L245 227V228H242L244 231L240 229ZM258 226L260 227V225H258ZM70 227H69V229H71ZM166 227H167V223H166ZM221 227L222 226H220V228H218L217 232L218 231L220 232ZM224 227H226V224H225ZM8 228H6L7 232H6V234L4 233L5 235L2 233L3 237L5 236L4 238L9 241V242L5 241L6 243L4 244V246L7 245L5 248H7L8 250L11 251V253H10L11 255H13L15 257L18 255V258L17 257L16 258L18 259V261H20V259H23V256H25L24 252L22 253V249H21L22 247L21 248L18 247V245L20 244V243H18L20 241V239L18 237L12 238L10 236L12 234H10V233L7 234L8 231L10 230ZM39 228H41V229H39ZM72 229L70 231H72ZM101 229L103 230V227L102 228L99 227L100 232H98L99 231L98 228H97L98 231H96V230L95 231L97 233H101L102 232ZM211 229H213V230H211ZM63 230L64 231L66 230L67 233H68V230L66 228L63 229ZM63 230L60 229V231L63 232V233L61 232L62 234H60V236L64 235V233L66 235V232H64ZM74 231H76V230H74ZM241 231H242V233H240ZM255 231L258 232V233L254 232L253 233V237L254 236L255 237H257V236L259 237L260 236L259 228H257ZM26 232H28V230ZM125 232H127V234H125ZM243 233H245V234H243ZM68 234H71V233H68ZM239 234H241V235L239 236ZM40 235H41V237H40ZM50 235H51V237H50ZM108 235H109V237H111V236L117 237L118 240L117 241L115 240L116 242H114V241L111 242L109 240ZM163 235H161V236H163ZM97 236H99V237H97ZM170 236H171V234H170ZM9 237L12 240L9 239ZM52 237H53V240L50 241V238H52ZM54 238H55V240H54ZM157 238H158V240H157ZM159 239L161 241L163 240L165 242L164 243L162 241V242H160L162 244L159 243L161 245V247H159V248H163L162 253H161L163 256H160L161 258L156 257L157 255H156V251H155L156 250L155 245L157 246L156 241L158 242ZM173 239H175V240H173ZM107 240H109L111 242V244ZM106 241H107L108 244L106 243ZM12 242H14V243H12ZM53 242H54V246H53ZM179 242L180 241H178V243ZM15 243H16V245L17 244L18 245L17 246L14 245ZM43 243L45 245L47 243L48 246H45ZM49 243H51V245ZM55 243H57V244H55ZM67 243H68L69 246L67 245ZM91 243H92V241H91ZM70 244H71V246H70ZM76 244H78V247H76ZM115 244H118V245H115ZM168 244H171V243L169 242ZM13 245H14V249H12ZM177 245H179V244H177ZM11 246H12V248H11ZM8 247H10V249ZM38 247H39V249H36ZM65 247H68V248H65ZM69 247H70V249H69ZM80 247H81V249H80ZM83 247L84 248L88 247V250H90V251L86 252ZM111 247H112V249H111ZM117 248L119 249V251L117 250ZM11 249L13 250V252H14V250H19L22 253V257L19 256L20 252H16L15 251L16 252V253L14 252L16 254L15 255L14 253H12ZM8 250H7V252H9ZM80 250L82 251V253L78 252ZM170 250H171V248H170ZM258 250H259V252H258ZM65 251H66V254H65ZM71 251H72V253H70ZM88 252H90V253H88ZM169 252H170V254H169ZM21 253H20V255H21ZM76 253H78V254H76ZM87 253H88V255H87ZM97 253L98 254L101 253L102 256L100 254L98 255ZM91 254H92V256H90ZM256 255H257V257H256ZM258 255H260V256L258 257ZM63 256L65 258H63ZM93 256H94V258H93ZM87 257L88 258L90 257L89 260H88ZM234 257H236V256H234ZM255 257L257 258V260H259V261L261 260V261L257 262L256 260H254V259H256ZM50 258H51V260H50ZM100 258H101V260H100ZM157 258H158V260H157ZM24 260L21 261L22 262L21 264H25V263H23ZM55 260H59V261L55 262ZM62 260H64V261H62ZM53 261H54V263H53ZM228 261H229L230 264H236V261L233 258L228 259ZM234 261H235V263H234ZM250 261L253 262V263H251ZM262 261H263V263H262ZM42 262H41V264H43ZM156 262H158V263H156ZM162 262H164V261H162ZM162 262H161V264H162ZM208 262H210V263H208ZM217 263H221V262H217Z\"/></svg>", "mask_w": 264, "mask_h": 264}, {"label": "bare ground", "instance_id": "bare-ground-1", "mask_svg": "<svg viewBox=\"0 0 264 264\" xmlns=\"http://www.w3.org/2000/svg\"><path fill=\"white\" fill-rule=\"evenodd\" d=\"M6 1H7V0H6ZM151 5H152V4H151ZM160 5H161V4H160ZM146 6H147V5H146ZM241 8H242V7H241ZM156 11H157V10H156ZM215 11H216V10H215ZM162 12H163V11H162ZM162 12H161V13H162ZM168 12H169V11H168ZM226 13H227V12H226ZM232 13H233V12H232ZM147 15H148V14H147ZM225 15H226V14H225ZM225 15H224V16H225ZM162 16H163V15H162ZM200 16H201V15H200ZM256 16H257V15H256ZM152 17H153V16H152ZM154 17H156V16H154ZM165 17H166V15H165ZM250 17H251V16H250ZM250 17H248V18H250ZM118 18H119V17H118ZM162 18H163V17H162ZM256 18H257V17H256ZM256 18H255V19H256ZM141 19H142V18H141ZM165 19H166V18H165ZM246 19H247V18H246ZM125 20H126V19H125ZM146 20H147V19H146ZM226 20H227V19H226ZM236 20H237V19H236ZM107 21H108V20H107ZM132 21H133V20H132ZM132 21H131V22H132ZM147 21H148V20H147ZM259 21H260V20H259ZM159 22H160V21H159ZM261 22H262V21H261ZM114 23H115V21H114ZM125 23H126V22H125ZM136 23H137V22H136ZM155 23H156V22H155ZM253 23H254V22H253ZM131 24H132V23H131ZM145 24H146V23H145ZM128 25H129V24H128ZM128 25H127V26H128ZM164 25H165V24H164ZM116 26H117V25H116ZM131 26H132V25H131ZM142 26H143V25H142ZM119 27H120V26H119ZM121 28H123V27H121ZM124 28H125V27H124ZM191 28H192V27H191ZM203 28H204V27H203ZM110 29H111V28H110ZM119 29H120V28H119ZM172 29H173V28H172ZM174 29H175V28H174ZM88 30H89V29H88ZM92 30H93V29H92ZM96 30H97V29H96ZM106 30H107V29H106ZM106 30H103V31H106ZM130 30H131V29H130ZM185 30H186V29H185ZM200 30H201V29H200ZM240 30H241V29H240ZM110 31H111V30H110ZM132 31L134 32V30H132ZM169 31H170V30H169ZM108 32H109V31H108ZM127 32H128V31H127ZM130 32H131V31H130ZM143 32H144V31H143ZM151 32H152V31H151ZM182 32H183V31H182ZM184 32H185V31H184ZM106 33H107V31H106ZM115 33H116V32H115ZM122 33H123V32H122ZM201 33H203V32L201 31ZM257 33H259V32H257ZM84 34H86V33H84ZM120 34H121V33H120ZM137 34H138V33H137ZM167 34H168V32H167ZM175 34H176V33H175ZM205 34H206V32H205ZM210 34H211V33H210ZM233 34H234V33H233ZM233 34H232V35H233ZM244 34H245V33H244ZM80 35H81V34H80ZM87 35H89V36L91 37V34H86V36H87ZM100 35H102V33H101ZM122 35H123V34H122ZM135 35H136V34H135ZM145 35H146V34H145ZM177 35H178V34H177ZM195 35H196V34H195ZM235 35H236V34H235ZM70 36H71V35H70ZM84 36H85V35H83V34H82V36H79V37H82V41H83ZM92 36H93V35H92ZM127 36H128V35H127ZM130 36H131V35H130ZM130 36H129V37H130ZM175 36H176V35H175ZM202 36H203V35H202ZM257 36H258V35H257ZM59 37H60V36H59ZM76 37H78V36H76ZM90 37H85L84 40H87V39L90 38ZM131 37L134 38L135 36L132 35ZM209 37H210V36H209ZM217 37H218V36H217ZM119 38H120V37H119ZM133 38H132V39H133ZM139 38H140V37H139ZM144 38H145V37H144ZM144 38H143V39H144ZM146 38H147V37H146ZM196 38H197V37H196ZM196 38H195V39H196ZM258 38H260V37H258ZM116 39H118V37H117ZM136 39H137V38H136ZM192 39H193V38H192ZM197 39H198V38H197ZM62 40L64 41V38H63ZM62 40H61V41H62ZM67 40H68V39H67ZM67 40L65 39V41H67ZM71 40H73V38H71L70 40H68V42L71 41ZM118 40H119V39H118ZM124 40H125V39H124ZM128 40H130V39H128ZM140 40H142V39H140ZM145 40H146V39H145ZM173 40H174V39H173ZM244 40H245V39H244ZM256 40H257V39H256ZM61 41H58V42L61 43ZM76 41H77V40H76ZM80 41H81V40H80ZM89 41H90V40H89ZM112 41H113V40H112ZM114 41H115V39H114ZM116 41H117V40H116ZM116 41H115V42H116ZM131 41H132V40H131ZM136 41L138 42V40H136ZM142 41H143V40H142ZM151 41H152V40H151ZM151 41L149 40L150 43H153V42H151ZM199 41H200V40H199ZM204 41H205V40H204ZM55 42H56V41H55ZM77 42H78V41H77ZM77 42H76V43H77ZM122 42H123V41H122ZM125 42H126V41H124L123 43L125 44ZM127 42H128L127 47L130 46V48L128 47V49H131V45L133 46V44H134V45L136 44L135 41H133V43H131V44H130L129 41H127ZM134 42H135V43H134ZM146 42H147V41H146ZM255 42H256V41H255ZM71 43H72V42H71ZM116 43H117V42H116ZM123 43H122V46H123ZM150 43H149V45H150ZM126 44H127V43H126ZM205 44H206V43H205ZM251 44H252V43H251ZM39 45H40V44H39ZM49 45H50V44H49ZM64 45H65V44H64ZM71 45H72V44H71ZM71 45H66V47H69V46H71ZM75 45H76V44H75ZM90 45H91V44H90ZM114 45H115V44H114ZM118 45H119V44H118ZM120 45H121V43H120ZM138 45H139V44H138ZM138 45H137V46H138ZM165 45H166V44H165ZM167 45H168V44H167ZM185 45H186V44H185ZM256 45H257V44H256ZM61 46H62V45H61ZM122 46H121L120 48H122ZM124 46H126V45H124ZM124 46H123V48H124ZM140 46L143 47V45H141V43H140ZM147 46H148V45H147ZM163 46H164V45H163ZM177 46H178V45H177ZM259 46H262V47H263V45H259ZM30 47H31V46H30ZM62 47H64V46H62ZM73 47H74V45H73ZM88 47H90V46H88ZM88 47L86 46V49H88ZM104 47H105V46H104ZM109 47H110V46H109ZM127 47H125L126 49H125V48H124V49L122 48L123 50H121V49H120V50H121V51H124V50L127 51V50H128ZM133 47H134V46H133ZM133 47H132V48H133ZM144 47H145V45H144ZM186 47H187V46H186ZM204 47H206V46H204ZM211 47H212V45H211ZM16 48H17V47H16ZM21 48H22V46H21ZM41 48H42V47H41ZM83 48H85V47H83ZM93 48H94V47H93ZM99 48H100V47H99ZM117 48H119V47H117ZM149 48L151 49V47H149ZM152 48H153V47H152ZM209 48H210V46H209ZM249 48H250V47H248V50L251 51V48H252V47H251L250 49H249ZM259 48H260V47H259ZM259 48H258V50L254 49L255 52H253V53H251L252 51H251L250 53H248L247 50H246V51H245L246 53L244 52V53H241V54H242V55H243V54L246 55V54L248 53L250 57L252 56V58H248V59H250V60L252 59L253 62H255L256 65L253 66V67H255V70L257 69V65L259 66V68H261V67L263 68V69H262L263 72H262V74H261V77H260V80H259V81H264V61L262 60V53L259 51V50H261V49H259ZM263 48H264V47H263ZM94 49H95V48H94ZM97 49H98V48H97ZM104 49H105V48H104ZM139 49H140V48L137 47V48L132 49V50H134V52H135V50H139ZM141 49H143V48H141ZM150 49H149V50H150ZM167 49H168V48H167ZM233 49H234V48H233ZM245 49H246V48H245ZM83 50H84V49H83ZM88 50H89V49H88ZM105 50H107V49H105ZM118 50H119V49H118ZM120 50H119L118 53H117V54L119 55V57L121 56V54H120L121 51H120ZM1 51H2V50H1ZM89 51H90V50H89ZM91 51H92V49H91ZM99 51H102V50L100 49ZM128 51L130 52V50H128ZM142 51H143V50H142ZM142 51H141V52H142ZM146 51L148 52V50H144V52H146ZM209 51H210V50H209ZM220 51H221V50H220ZM241 51H242V49H241ZM241 51H240V52H241ZM5 52H6V51H5ZM33 52H34V51H33ZM82 52H83V51H82ZM84 52H85V50H84ZM95 52H96V51H95ZM105 52H107V51H105ZM134 52H133V53H134ZM152 52H153V50H152ZM180 52H181V51H180ZM85 53H86V52H85ZM85 53H83V54H85ZM87 53H89V52H87ZM90 53H91V52H90ZM96 53H97V52H96ZM131 53H132V52H131ZM131 53H129V54H131ZM155 53H156V52H155ZM212 53L214 54V52H212ZM219 53H222V54H223V53H225V51H221V52H219ZM233 53H234V52H233ZM8 54H9V53H8ZM30 54H31V53H30ZM69 54H70V53H69ZM98 54H99V53H98ZM101 54H103V53L101 52ZM112 54H113V53H112ZM126 54H127V53L124 54V52H123V55H124V56L122 55V57L120 58V60L117 59V61H121V60H122L121 63H123V61H125V60H123V58H124V59H127V58L130 59V58H129L130 56H129V57H128V56H127V57L125 56ZM143 54H145V53H143ZM143 54H142V55H143ZM148 54L151 55V53H149V52H148ZM167 54H168V53H167ZM167 54H166V56H167ZM203 54H204V53H203ZM206 54H207V53H206ZM213 54H212V55H213ZM225 54H226V53H225ZM227 54H228V53H227ZM227 54H226V55H227ZM231 54H232V53L230 52L229 55H231ZM248 54H247V55H248ZM14 55H15V54H14ZM81 55H82V54H81ZM85 55H87V54H85ZM85 55H84V56H85ZM106 55H108L107 57H109V56H110V55H109V52H108ZM134 55H136V54L134 53ZM140 55H141V54H140ZM226 55H225V56H226ZM229 55H227V56H228L227 58H229ZM242 55H241V56H242ZM263 55H264V54H263ZM19 56H20V55H19ZM30 56H31V55H30ZM69 56H71L70 58L68 57V59L70 60V59L73 57V55L71 54V55H69ZM87 56H88V55H87ZM87 56H85V58H86ZM89 56H90V55H89ZM137 56H139V55H137ZM145 56H146V55H145ZM153 56H155V55H153ZM153 56H151V57H153ZM195 56H196V55H195ZM231 56H232V55H231ZM236 56H237V55H236ZM241 56L239 57L240 59H239L238 57H237V58H238L239 60H242L241 58H244V57H245V56H243V57H241ZM96 57H100V58H102L101 55H100V56H99V55H98V56L96 55ZM104 57H106V56H104ZM107 57H106V58H107ZM110 57H111V56H110ZM115 57H116V56H115ZM115 57H114V58H115ZM125 57H126V58H125ZM147 57H148V56H147ZM161 57H162V56H161ZM198 57H199V56H198ZM210 57H211V56H209L208 58L211 59L212 57H211V58H210ZM234 57H235V55H234ZM21 58H22V57H21ZM81 58H82V56H81ZM87 58H88V57H87ZM87 58H86V59H87ZM149 58H150V57H149ZM149 58H148V59H149ZM153 58H154V57H153ZM155 58H156V57H155ZM165 58H166V57H165ZM171 58H172V57H171ZM175 58H176V57H175ZM208 58H206V59H208ZM216 58H217V57H216ZM227 58H226V60H227ZM13 59H14V58H13ZM82 59H83V58H82ZM82 59H81V63H82V61L84 60V59H83V60H82ZM86 59H85V62H86V63L83 62V64H84L83 66H86V64H87V65H90V64L92 65L91 62H92L93 60L90 61L91 59H94V60H95V61H94V64H98V61H99V62H102L101 60H103V58H102V59H99V58H98L99 60L95 59V55H94V58H93V56H92V57L89 59V61H88V59H87V61L89 62V64H88L87 61H86ZM141 59H142V58H141ZM156 59H158V58H156ZM156 59H151V58H150V59H149V61L151 60L150 64L153 65V63H155V62H153V61H155ZM168 59H169V58L167 57V60H168ZM229 59H231V57H230ZM232 59H233V58H232ZM248 59L245 57V60L249 61L250 63H248V64L250 65L252 60L250 61V60H248ZM263 59H264V56H263ZM69 60H68V61H69ZM74 60H75L74 63H76V62H77L76 59H75V58H74V59L72 58V62H73ZM96 60H97V63H95ZM106 60H107V59H106ZM110 60H112V58L109 59V60H107V61L110 63ZM113 60H114V59H113ZM113 60H112V61H113ZM130 60H131V59H130ZM152 60H153V61H152ZM164 60H165V59H164ZM215 60H216V59H215ZM235 60H236V59H234L233 62L230 61L231 64L234 63ZM243 60H244V59H243ZM243 60L241 61V63L245 61V60H244V61H243ZM260 60H262V61H260ZM104 61H105V60H104ZM107 61H106V62H107ZM112 61H111V62H112ZM117 61H115V62H117ZM134 61H135V60H134ZM173 61H174V60H173ZM247 61H245L246 64H247ZM78 62H80V61H78ZM108 62H107V63H103V62H102V64H104V65H103V68H104L105 64H106L105 67H107V65H109ZM115 62H112V63L115 64ZM128 62H129V61H128ZM144 62H146V59H145ZM144 62H143V63H144ZM152 62H153V63H152ZM160 62H161V61H160ZM160 62H159V63H160ZM166 62H168V61H166ZM230 62H229V63L227 62V64H230ZM235 62H237V61H235ZM238 62L240 63V61H238ZM0 63H1V62H0ZM54 63H55V62H54ZM56 63H57V62H56ZM66 63H67V62H66ZM81 63H80V64L78 63V64L81 66ZM112 63H111V64H112ZM119 63H120V62H119ZM132 63H133V61H132ZM140 63H142V62H140ZM147 63H149V62H147ZM239 63H234V64H232V65H238ZM68 64H69V63H68ZM68 64H66L67 67L70 66V65H72L73 63L71 64V61H70V65H68ZM76 64H77V63H76ZM76 64H75V66L78 65V64H77V65H76ZM125 64H126V61H125ZM127 64H128V63H127ZM164 64H165V63H164ZM168 64H169V62H168ZM174 64H175V63H174ZM209 64H210V63H209ZM227 64H226V62H225V65H227ZM243 64H244V63H243ZM243 64H242V65H243ZM252 64H253V63H252ZM252 64H251V65H252ZM49 65H50V64H49ZM79 65H78V66H79ZM91 65H90V67H91ZM117 65H118V64H117ZM130 65H131V64H130ZM196 65H198V64H196ZM232 65H231V66H232ZM244 65H245V64H244ZM253 65H254V64H253ZM54 66H55V65H54ZM56 66H57V65H56ZM93 66H94V67H93ZM93 66H92V69L95 68L96 65H93ZM97 66H98V65H97ZM121 66H122V64H121ZM123 66H124V65H123ZM148 66H149V64H148ZM155 66H156V65L154 64V67H155ZM157 66H158V65H157ZM231 66H230V67H231ZM245 66H246L247 68L250 67V66H248V65H245ZM245 66H243V67H245ZM81 67H82V66H81ZM98 67H99V66H98ZM100 67H101V66H100ZM130 67H132V66H130ZM133 67H134V66H133ZM173 67H174V66H173ZM178 67H179V66H178ZM206 67H207V66H206ZM230 67H229V68H230ZM232 67H233V66H232ZM232 67L230 68L231 70H233ZM239 67H240V64H239ZM241 67H242V66H241ZM241 67H240V69H241ZM243 67H242V69H244V70H243V71L241 70V71H240L241 73H239V75L241 74V76H242L241 78H244V77H245V79H243V80L246 81V80H247L246 78L249 79V78H250L249 76H251L250 74H252V73H251V72L248 73V72H249L248 69H247V72H245V71H246V70H245L246 67H245V68H243ZM50 68H51V67H50ZM54 68L57 69L58 66H57V68H56V67H54ZM54 68H53V71H54ZM60 68H61V67H60ZM60 68H59V69H60ZM71 68H72V67L70 66V68H69L68 70H70ZM73 68H74V66H73ZM83 68H84V67H83ZM87 68H89V66H88ZM145 68H146V67H145ZM166 68L169 69L168 66H167ZM203 68H204V67H203ZM210 68H211V67H210ZM210 68H209V69H210ZM224 68H225V67H224ZM226 68H228V66H227ZM51 69H52V68H51ZM97 69H98V68H97ZM171 69H172V68H171ZM206 69H208V68H206ZM206 69H205V71L208 72V70H206ZM219 69H220V68H219ZM237 69H238V68H237ZM240 69H239V70H240ZM61 70H63V67L61 68ZM71 70H72V69H71ZM73 70H74V69H73ZM78 70L81 71L82 69H77V68H75V72L72 71L71 73L74 72V74H75L76 71L79 72ZM84 70H85V69H84ZM84 70H82V71H84ZM88 70H89V69H87V72H89ZM90 70H91V68H90ZM112 70H113V69H112ZM150 70H151V71H154V70H156V69H154V70L150 69ZM182 70H185V69L182 68ZM203 70H204V69H203ZM212 70H213V69H212ZM225 70H226V69H225ZM235 70H236V69H235ZM250 70H251V69H250ZM258 70H259V69H258ZM55 71H56V70H55ZM102 71H103V70H102ZM132 71H133V70H131V72H132ZM142 71H143V70H142ZM156 71H157V70H156ZM192 71H193V70H192ZM209 71H210V70H209ZM216 71H218V69L216 70V69L214 68V72H216ZM219 71H220V70H219ZM259 71H261V70H259ZM259 71H258V72H257V70H256V71H253L254 74H252V75H254V77L260 75L261 72H259ZM10 72H11V71H10ZM50 72H51V71H50ZM63 72H65L66 74L69 73V71L66 72L65 70H63ZM91 72H92V71H91ZM135 72H136V71H135ZM160 72H161V71H160ZM165 72H166V71H165ZM182 72H183V71H182ZM202 72H203V71H202ZM221 72H222V71H221ZM221 72H220V73H221ZM224 72H225V71H224ZM224 72H223V73H224ZM237 72H238V71H237ZM237 72H236V73H237ZM51 73H52V72H51ZM65 73H64V75H66ZM81 73H82V72H81ZM81 73H80V72H79V73H76V75L79 74V75H78L79 77L84 78L83 74H86L85 71H84L82 74H81ZM96 73H97V72H96ZM96 73L94 72V74H93L94 77L97 76ZM145 73H147V72H145ZM200 73H201V72H200ZM205 73H206V72H205ZM208 73H209V72H208ZM216 73H218V72H216ZM220 73H219V74H220ZM225 73H226V72H225ZM225 73H224V74H225ZM233 73L235 74V72H233ZM233 73H230V74H233ZM80 74H81L83 77L80 76ZM90 74H91V73H89L88 75H90ZM131 74H132V73H131ZM137 74H138V73H137ZM166 74H169V71H168V73H166ZM212 74L214 75V73H212ZM219 74H216V76L219 75ZM224 74H222V75H223V78L225 77ZM228 74H229V73H226V75H228ZM230 74H229L228 76H230ZM234 74H233V75H234ZM61 75L63 76V78H64L65 80L68 78L67 76H69L67 82H69V79H71V80L73 79V78H72V77H73V74H72V77L70 76V73H69V75L67 74V75H66L67 78L64 77L63 74H61ZM93 75H92V76H93ZM152 75H153V74H152ZM171 75H172V74H171ZM171 75H170V76H171ZM203 75H204V74H203ZM205 75H206V74H205ZM236 75H237V74H236ZM54 76H55V75H54ZM112 76H113V75H112ZM148 76H149V75H148ZM150 76H151V75H150ZM156 76H157V75H156ZM168 76H169V75H168ZM188 76H190V75H188ZM210 76H212V75H209V77H210ZM70 77H71V78H70ZM76 77H77V76H76ZM182 77H184V72H183V76H182ZM201 77H202V75H201ZM212 77H215V75L212 76ZM74 78H75V77H74ZM134 78H137V77H134ZM151 78H152V77H151ZM180 78H181V77H180ZM184 78H185V77H184ZM217 78H219V77H217ZM223 78H222V79H223ZM227 78H228V77H227ZM227 78H226V79H227ZM229 78H230V80H231V78H233L232 75H231V77H229ZM241 78H240V79H241ZM64 79L60 80V82L62 81L61 83H63V81H65ZM77 79H78V78H77ZM91 79H92V78H91ZM116 79H117V78H116ZM130 79H131V78H130ZM182 79H183V78H182ZM182 79H181V80H182ZM203 79H205V78H203ZM215 79H216V77H215ZM215 79H213V80L215 81ZM235 79H236V78H235ZM235 79L231 80V82H230V84H231V88H232L234 85H236V83L238 82V81H236ZM238 79H239V78H238ZM75 80H76V78H75ZM174 80H175V79H174ZM185 80H186V79H185ZM210 80H212V78H211ZM210 80H209V81H210ZM219 80H220V79H219ZM230 80H228V82H227V80L224 81V79H223V80L221 81V83H223V84H226V83H227L226 86L223 85V87H222V84L220 83V84H221L220 87H218V85H217V87L212 91V93L210 92V95H211L214 99H216L215 97H216L218 94L221 95V96L224 95V97H228V99H229V98L231 99V100L226 99V100H228L230 103H228V101H227V102H224V103L222 102L223 105H224L225 103H228L227 105L231 104V108H230V105L228 106V107L230 108V110L228 109V112H225V111H224V113H227V116L229 117V119H228V121H226V123L229 122L230 124L233 123L234 125H235V123H236V124H239V125L242 124L243 126H244L245 124H247V126H248V125L251 126L252 124H254V126H255V122L258 121L260 125H261L262 123L264 124V113L261 112V113H262V116L259 115L260 118H259L258 116H256V114L259 113V112L261 111V108H262V105H261V104H262V102L264 101V95H263V92H262V91H263L262 88H264V87H263L264 83H262V86H261L262 88L259 87L260 85L258 86V87H259L260 89H262V90L259 89V92L257 91L258 94H254V95H253V96L258 95L257 98H260V100H259V99L257 100V98L255 97L256 100H257L256 103H257L258 101H261V98L263 97V98H262V102H260V103H261V104H260L261 106H259V103L256 104V103H255V100L252 101V102L255 103V104L253 103V105H252V102H251L250 98H249V100L246 99L248 102H247L246 100H244L245 97L242 99V97H239V96H238L239 98L237 99V97H236V96H237V94H236L237 92H236V93H233L234 96L236 95V96H235L236 99H235L234 96H233V94L231 93L232 91L234 92V89H231V90H230L231 92L229 91V93H228V92L225 93L226 91H228V90L230 89V87H229V89H226V88H228L227 85H228V86L230 85V84H228ZM234 80H235V81H234ZM73 81H74V80H72L71 83H66V81H65V83H66L67 85H68V84L71 85V84L73 83ZM117 81H118V80H117ZM141 81H142V80H141ZM141 81H139V82L141 83ZM182 81H183V80H182ZM241 81H242V80H241ZM248 81H249V80H248ZM250 81H251V80H250ZM253 81H254V80H253ZM49 82H50V81H49ZM54 82H55V81H54ZM79 82H80V81H79ZM136 82H138V80H137ZM136 82H135V83L132 82V83L135 85V84H137ZM152 82H153V80H152ZM160 82H161V81H160ZM166 82H167V81H166ZM173 82H174V81H173ZM183 82H184V81H183ZM191 82H192V81H191ZM211 82H212V81H211ZM215 82L218 83V79H217V81H215ZM215 82H214V83L212 82V85H213V84L215 85ZM233 82H236V83H233ZM255 82H256V81H255ZM114 83H117V82H114ZM119 83H121L120 80H119V82H118V86L120 85ZM132 83H131V84H132ZM143 83H144V85H143V86L139 85V87H141V88L143 87V88L145 89V82H143ZM143 83H141V84H143ZM164 83H165V82H164ZM171 83H172V82H171ZM184 83H185V82H184ZM209 83H210V82H209ZM238 83H239V82H238ZM241 83H242V82H241ZM241 83H239V84H241ZM244 83H245V82H243V85H244ZM249 83H250V84H249ZM249 83L247 82V83L245 84V85L247 86V88H248V85H251L252 82H249ZM47 84H48V83H47ZM63 84H64V83H63ZM63 84H59V85H61V86L58 85V86L60 87L61 91L65 90V88H63V87H64ZM66 84H65V86H66V88H67V85H66ZM111 84H113V83H111ZM124 84H125V83H124ZM133 84H132V85H133ZM169 84H170V83H169ZM185 84H186V83H185ZM199 84H200V83H199ZM206 84H207V83H206ZM232 84H233V86H232ZM258 84H260V83H258ZM258 84L255 85V83H254V84L252 83L253 86H254V85L257 86ZM72 85H73V84H72ZM114 85H115V87H117L116 84H114ZM121 85H122V84H121ZM165 85H166V84H165ZM189 85H190V84H189ZM189 85H188V86H189ZM210 85H211V84H210ZM212 85H211V88H212ZM214 85H213V86H214ZM243 85H242V86H243ZM245 85H244V86H245ZM45 86H46V85H45ZM45 86H43V87H45ZM62 86H63V87H62ZM97 86H98V85H97ZM127 86H128V85L126 84V87H127ZM167 86H168V84H167ZM167 86H166V87H167ZM186 86H187V85H186ZM205 86H206V85H205ZM255 86H254V88H256ZM68 87H70V86L68 85ZM72 87H73V86H72ZM111 87H112V85H110V88H111ZM135 87H137V86L135 85ZM183 87H184V85H183ZM190 87H192V86H190ZM190 87H189V89H190ZM238 87H239V86H238ZM249 87H251V86H249ZM258 87L256 88L257 90H258ZM73 88H74V87H73ZM84 88H85V87H84ZM121 88H123V87H121ZM121 88H120V89H121ZM124 88H125V87H124ZM137 88H138V87H137ZM137 88H136V89H137ZM141 88H140V89H141ZM154 88H155V87H154ZM167 88H168V87H167ZM193 88H194V87H193ZM207 88H208V87H207ZM207 88H206V89H207ZM224 88H225V89H224ZM243 88H244V87H243ZM251 88H252V87H251ZM48 89L50 90V88H48ZM60 89H58V90L60 91ZM62 89H63V90H62ZM67 89H68V88H67ZM67 89H66V90H67ZM131 89H132V87H131ZM146 89H147V88H146ZM186 89H188V88H186ZM203 89H205V88H203ZM239 89H240V88H239ZM42 90H43V89H42ZM69 90H70V88H69ZM69 90H68V91H69ZM72 90H73V89L71 88V90H70L69 92H71ZM78 90H79V89H78ZM84 90H85V89H84ZM117 90H119V88H117ZM117 90H115V91L119 93V91H117ZM127 90H128V89H127ZM129 90H130V89H129ZM129 90H128V91H129ZM138 90H139V89H138ZM166 90H168V89H166ZM190 90H191V89H190ZM219 90H220V91H219ZM223 90H225V92H224ZM59 91H58V92H59ZM61 91L59 92L60 94H64V93H66V95H68V96H70V94H71L72 92H74V91H72V92L69 94L68 91H66V92H65V91L61 92ZM80 91L82 92V90H80ZM171 91H172V90H171ZM184 91H185V90H184ZM191 91H193V90H191ZM207 91H208V93H209V90H207ZM217 91H219L220 93L218 92V94H217ZM222 91H223L224 93H222ZM42 92H43V91H42ZM46 92H47V91H46ZM46 92H45V93H46ZM56 92H57V89H56ZM95 92H96V91H95ZM112 92H113V91H112ZM121 92H123V91H120V93H121ZM134 92H135V91H134ZM204 92H205V91H204ZM251 92H252V91H251ZM67 93H68V94H67ZM74 93H75V92H74ZM74 93H72V94H74ZM96 93H97V92H96ZM113 93H114V92H113ZM120 93H119V94H120ZM188 93H190V92H188ZM198 93H199V92H198ZM56 94H57V93H56ZM98 94H99V100H100V99H101V98H100V97H101V96H100V93L98 92ZM150 94H151V95H154V94H152V93H149V95H150ZM251 94H252V93H251ZM251 94H249V97H251ZM74 95H75V94H74ZM76 95H78V94H76ZM85 95H86L85 93H84V95H78V96H80L78 99H80L81 96H82V99L84 98V100H82V102H83V101L85 102ZM96 95H97V94H96ZM112 95H113V94H112ZM112 95H111V96H112ZM114 95H115V94H114ZM117 95H118V94L116 93V95H115L116 98H114L115 96H114L113 98H114V99H117V97L119 96V95H118V96H117ZM121 95H122V94H121ZM121 95H120V96H121ZM124 95H125V94H124ZM151 95H150V96H151ZM156 95H157V94H156ZM162 95H163V97H164V98H163L164 100H160V101H158V103H155V104H158L157 106L162 107L161 111L158 109V107H156V105L154 106L155 108H154L153 106H151V107L154 109V111H157L156 108L158 109V111H159L158 114H159V115H157V113L155 112L156 115L159 116V117H158V121H159V118L161 119L160 121H162V120H163L162 118H164V117H166V116H167V118H165V121H167V120H171V119L173 118V116H172V118L169 117V116L171 115V114L169 113L171 107L168 106V105H169L168 102L171 101V98L168 99V100H166V99H167V98H166V94H165V93H162ZM180 95H181V94H180ZM208 95H209V94H208ZM210 95H209V96H210ZM241 95H242V94H241ZM60 96H61V95H59V98L61 99L62 96H61V97H60ZM68 96H65V94H64L63 97H65V98L68 99V98H69ZM78 96H76V97H78ZM83 96H84V97H83ZM147 96H148V95H147ZM188 96H189V94H188ZM209 96H208V99L210 100ZM232 96H233V97H232ZM259 96H260V97H259ZM76 97L72 96V98H74V99H75ZM86 97H87V96H86ZM102 97H103V96H102ZM124 97H125V96H124ZM140 97H141V96H140ZM148 97H149V96H148ZM161 97H162V96H161ZM168 97H170V96H168ZM175 97H176V96H175ZM219 97H220V96H217V100H216V101L219 100ZM246 97H247V96H246ZM25 98H26V97H25ZM57 98H58V95H57ZM87 98H88V97H87ZM87 98H86V99H87ZM127 98H128V97H127ZM141 98H142V97H141ZM165 98H166V99H165ZM179 98H180V96H179ZM179 98H178V100H179ZM183 98H184V97H183ZM213 98H212V99H213ZM255 98L252 97V99H255ZM67 99H66L65 101H68V100H70L71 98H69L68 100H67ZM78 99H77V100H78ZM102 99H104V98H102ZM102 99H101V101H103ZM118 99L121 100L120 97H118ZM147 99H148V98H147ZM152 99H153V98H152ZM214 99H213V100H214ZM239 99H242V100H239ZM63 100H64V99L62 98L61 101H63ZM104 100H105V99H104ZM120 100H119V101H120ZM173 100H174V99H173ZM223 100H224V99H223ZM53 101H54V100H53ZM65 101H63V103H64ZM70 101H72V100H70ZM70 101H68L69 104H70ZM73 101H74V100H73ZM73 101H72V103H71L72 105H73ZM75 101H76V99H75ZM78 101H79V100H78ZM80 101H81V99H80ZM86 101H87V100H86ZM117 101H118V100H117ZM117 101H116V102H117ZM139 101H141V99H140ZM176 101H177V100H176ZM176 101H174V102H176ZM181 101H182V100H181ZM216 101L214 100V102H216ZM43 102H45V100H44ZM87 102H88V101H87ZM96 102H97V101H96ZM113 102H114V101H112V103H113ZM116 102H115V103H116ZM171 102H172V101H171ZM174 102H172V103H174ZM177 102H178V101H177ZM179 102H180V101H179ZM211 102H212V100H211ZM250 102H251V103H250ZM47 103H48V102H47ZM47 103H46V105H47ZM49 103H50V102H49ZM49 103H48V105H49ZM55 103H57V102H55ZM66 103H67V102H65V104H66ZM79 103H81V102H79ZM103 103H104V102H103ZM120 103H121V101L119 102V104H120ZM123 103H124V102H123ZM128 103H129V102H128ZM143 103L146 105V104L148 103V101H147V102L145 101V102H143ZM181 103H182V102H181ZM181 103H179V104H181ZM212 103H213V102H212ZM245 103H246V104H245ZM43 104H45V103H43ZM50 104H51V103H50ZM65 104H62V103H61V106H62V105L65 106ZM67 104H68V103H67ZM67 104H66V105H67ZM83 104H84V103H83ZM176 104H177V103H176ZM218 104H219V103H218ZM222 104H221V105H222ZM48 105H47V106H48ZM120 105L122 106V104H120ZM172 105H174V104H172ZM183 105H184V104H183ZM183 105L181 104V106H183ZM211 105H212V104H211ZM223 105H222V106H223ZM255 105H257L259 109H257V107H256ZM22 106H24V104H23ZM53 106H54V105H53ZM58 106H60V105H58ZM94 106H95V105H94ZM147 106H148V105H146V107H147ZM181 106L179 105V107H181ZM192 106H193V105H192ZM222 106H221V107H222ZM225 106H226V105H224V107H225ZM24 107H25V106H24ZM24 107H23V108H24ZM98 107H99V106H98ZM183 107H184V106H183ZM189 107H190V106H189ZM224 107H223V108H224ZM260 107H261V108H260ZM263 107H264V103H263ZM23 108H22V109H23ZM48 108H49V107H48ZM59 108H60V107H59ZM89 108H90V107H89ZM119 108H121V107L119 106ZM124 108H125V107L123 106V109H124ZM152 108H149V107H148V109H151V111L149 110L150 112H152ZM163 108H165V109H163ZM177 108H178V107H177ZM177 108H175V109H177ZM181 108H182V107H181ZM223 108H222V109H223ZM24 109H25V108H24ZM24 109H23V110H24ZM56 109H57V108H56ZM86 109H88V108L85 107V110H86ZM98 109H99V108L96 109L97 112H100L101 107H100V110H99V111H98ZM121 109H122V108H121ZM121 109H120V110H121ZM125 109H126V108H125ZM171 109H173V107H172ZM178 109H179V108H178ZM182 109H183V108H182ZM184 109H185V108H184ZM191 109H192V108H191ZM215 109H216V108H215ZM48 110H49V109H48ZM89 110H91V109H89ZM96 110H95V112H96ZM166 110H167V111H166ZM168 110H169V111H168ZM220 110H221V108H220ZM223 110H224V109H223ZM258 110H260V111L258 112ZM263 110H264V108H262V111H263ZM87 111H88V110H87ZM118 111H119V110H118ZM125 111H126V110H125ZM173 111H174V110H173ZM173 111H171V112H173ZM177 111H178V110H177ZM180 111H181V110H180ZM184 111H185V110H184ZM207 111H208V110H207ZM226 111H227V110H226ZM27 112H28V111H27ZM64 112H65V111H64ZM64 112H63V113H64ZM88 112H89V111H88ZM131 112H132V110H131ZM175 112H176V111H175ZM181 112H183V110H182ZM185 112H186V111H185ZM185 112H183V113H185ZM254 112H257V113L254 114ZM65 113H66V112H65ZM119 113H120V111H119ZM133 113H134V111H133ZM153 113H154V112H153ZM153 113H151L152 116L155 115V114L153 115ZM173 113H174V112H173ZM198 113H199V111H198ZM220 113H222V112H220ZM81 114H82V113H81ZM86 114H87V113H86ZM103 114H104V113H103ZM131 114H132V113H131ZM160 114H164V115H161V116H163V117H161ZM222 114H223V113H222ZM222 114H221V115H222ZM64 115H65V114H64ZM117 115H118V114H117ZM132 115H134V114H132ZM135 115H136V114H135ZM135 115H134V116H135ZM151 115H149V116H151ZM156 115H155V116H156ZM173 115H174V114H173ZM185 115H186V114H185ZM195 115H196V114H195ZM200 115H201V114H200ZM214 115H215V114H214ZM254 115H255V116H254ZM75 116H76V115H75ZM130 116H131V115H130ZM187 116H188V115H187ZM223 116H224V115H223ZM62 117H63V116H62ZM189 117H190V116H189ZM193 117H194V116H193ZM197 117H198V119H196ZM197 117L195 118V119L197 120L196 123L199 122V120L202 118L201 116H197ZM199 117H201V118L199 119ZM214 117H215V116H214ZM255 117H256L257 120L254 119ZM257 117H258V118H257ZM120 118H121V117H120ZM169 118H170V119H169ZM182 118H183V117H182ZM215 118H216V117H215ZM220 118H221V117H220ZM220 118H219V119H220ZM222 118H223V117H222ZM156 119H157V117H156ZM192 119H193V120H192V121H193V124H195V122H194V121H195L194 118H192ZM202 119H203V118H202ZM202 119H201V120H202ZM224 119H225V116H224ZM153 120H154V118H153ZM153 120H152V121H153ZM181 120H183V119H181ZM181 120H180V121H181ZM201 120H200V121H201ZM226 120H227V118H226ZM111 121H112V120H111ZM117 121H118V120H117ZM178 121H179V120H178ZM180 121H179V123H181L182 126L186 125V128H187V124H183V123L180 122ZM220 121H221V120H220ZM64 122H65V121H64ZM118 122H119V121H118ZM162 122H163V121H162ZM162 122H161V123H162ZM201 122H202V121H201ZM65 123H66V122H65ZM101 123H102V122H101ZM115 123H116V122H115ZM165 123H166V122H165ZM168 123H169V121H168ZM168 123H166V124H168ZM175 123H176V122H175ZM191 123H192V122H191ZM202 123H203V122H202ZM204 123H205V122H204ZM221 123H222V121H221ZM226 123L224 122V124H226ZM105 124H106V123H105ZM162 124H164V123H162ZM173 124H174V123H173ZM224 124H223V125H224ZM227 124H228V123H227ZM227 124H226V125H227ZM256 124H257V123H256ZM259 124H258V125H259ZM119 125H120V123H119ZM119 125H118V123H116V125H115V126H116V129L119 127ZM133 125H134V124H133ZM181 125H180V126H181ZM217 125H218V124H217ZM234 125H233V126H234ZM27 126H28V125H27ZM101 126H102V125H101ZM120 126H121V125H120ZM180 126H179V127H180ZM235 126H236V125H235ZM237 126H238V125H237ZM240 126H241V125H240ZM240 126H239V127H236V129L240 128ZM243 126H242V128H243ZM247 126H246V127H247ZM250 126H249V127H250ZM254 126L252 125V128H251V129H253ZM24 127H26V126H23V128H24ZM30 127H31V126H28L29 129H30ZM32 127H33V126H32ZM99 127H100V126H99ZM202 127H203V126H202ZM224 127H225V126H224ZM246 127L244 126V129H246ZM249 127H248V128H249ZM101 128H102V127H101ZM130 128H134V127L132 126V127H130ZM184 128H185V126H184ZM186 128H185V129H186ZM188 128H189V127H188ZM225 128H226V127H225ZM227 128H228V127H227ZM262 128H264V127L261 125V129H262ZM25 129H27V128H25ZM33 129H35V126L33 127ZM33 129H32V130H33ZM36 129H37V128H36ZM52 129H53V128H52ZM64 129H65V128H64ZM64 129H63V130H64ZM118 129H119V128H118ZM121 129H123V127H122ZM221 129H222V127H221ZM244 129H243V130H244ZM256 129H257V128H256ZM114 130H115V129H114ZM131 130H132V129H131ZM178 130H180L181 133H182V131L184 132V129L182 130V128H181V129L179 128ZM225 130H226V132L228 131L227 129H225ZM238 130H239V129H238ZM241 130H242V129H241ZM243 130H242V131H243ZM246 130L249 131L250 129H249V130L246 129ZM21 131H22V130H21ZM21 131H20V132H21ZM25 131H26V130H25ZM34 131H36V130H33V132H34ZM58 131H60V129H59ZM64 131H65V132H63L62 134H61V133L59 134L60 137H59V135H57V134H55L54 136H58L59 139H61V136H62L64 133L67 132V135H68V130L65 129ZM117 131H118V132H117V134H118V133H119V130H117ZM121 131H122V130H121ZM121 131H120V132H121ZM123 131L125 132V129H124ZM162 131H163V130H162ZM185 131H186V130H185ZM195 131H196V130H195ZM235 131H236V130H235ZM253 131H254V129H253ZM261 131H262V130H261ZM26 132H29V131H26ZM56 132H57V131H56ZM124 132H122V135H121V133L118 134L119 139H120V136H121V138H122V136H123V138L125 139V137H124V135H123ZM200 132H201V131H200ZM244 132H245V130L243 131V133H244ZM250 132H251V131H250ZM125 133L127 134V133H128V130H127V132H125ZM223 133H224V132H223ZM223 133H222V134H223ZM232 133H233V132H232ZM232 133H229V134H232ZM237 133H238V132H237ZM245 133H246V132H245ZM52 134H53V133H52ZM128 134H130V132H129ZM128 134H127V135H128ZM164 134H165V133H164ZM164 134H163V135H164ZM179 134H180V133H179ZM201 134H203V133H201ZM201 134H200V135H201ZM224 134H226V133H224ZM246 134H247V133H246ZM249 134H250V133H249ZM249 134H248V135H249ZM259 134H260V133H259ZM259 134H258V135H259ZM262 134H263V132H262ZM69 135H70V132H69ZM166 135H167V134H166ZM200 135H199V136H200ZM203 135H204V134H203ZM218 135H219V134H218ZM236 135H237V134H236ZM258 135H257V136H258ZM47 136H48V135H47ZM64 136H66V135L64 134V135L62 136L63 139H64ZM134 136H135V135H134ZM134 136H133V137H134ZM171 136H172V135H171ZM215 136H216V135H215ZM219 136H220V135H219ZM228 136H231V135H228ZM239 136H240V135H239ZM259 136H260V135H259ZM259 136H258V137H259ZM67 137H68V136H66L64 140H66V139L68 140L69 138H67ZM149 137H150V136H149ZM163 137H164V136H163ZM201 137H202V136H201ZM208 137H209V136H208ZM208 137H207V138H208ZM213 137H214V136H213ZM213 137H212V138H213ZM226 137H227V136H226ZM226 137H225V138H226ZM262 137H263V136H261V139H262ZM46 138H47V137H46ZM77 138H78V137H77ZM115 138H116V137H115ZM123 138H122V139H123ZM126 138H127V137H126ZM130 138H132V137H130ZM138 138H139V137H138ZM164 138H165V137H164ZM203 138H204V137H203ZM214 138H215V137H214ZM222 138H223V137H222ZM230 138H231V137H230ZM235 138H237V136H236ZM239 138H240V137H239ZM63 139L60 140V141H55L54 143L56 144V143L58 142V143H61V145L63 146L62 142H65V141H63ZM119 139H118V140H119ZM122 139H120L119 141L121 142ZM128 139H129V138H128ZM180 139H182V138H180ZM251 139H252V138H251ZM261 139H260V140L257 139L258 141L255 140L254 142H260ZM263 139H264V138H263ZM263 139H262V140H263ZM11 140H12V139H11ZM11 140H10V141H11ZM67 140H66V141H67ZM113 140H114V139H113ZM129 140H131V139H129ZM133 140H134V139H133ZM200 140H201V138H200ZM205 140H206V139H205ZM213 140H214V139H213ZM233 140H235V139H233ZM242 140H243V139H242ZM242 140L240 141V143L242 142ZM68 141H69V140H68ZM68 141H67V142H68ZM124 141L126 142L127 139L124 140ZM202 141H203V140H202ZM211 141H212V140H211ZM228 141H229V140H228ZM231 141H232V139H231ZM243 141H244V140H243ZM263 141H264V140H263ZM8 142H9V141H8ZM11 142H12V141H11ZM11 142H10V143H11ZM14 142H16V141L14 140ZM14 142H13V143H14ZM78 142H79V141H78ZM78 142H77V143H78ZM113 142H114V141H113ZM120 142H119V143H120ZM125 142H123V140H122V142H121V143H122V146H123V143H125ZM175 142H176V141H175ZM203 142H204V141H203ZM214 142H215V140H214ZM13 143H12L11 145L13 146V148H15L16 146H15V144L13 145ZM47 143H48V142H47ZM77 143H75V144H77ZM117 143H118V141H117ZM121 143H120V144H121ZM201 143H202V142H201ZM234 143H235V142H234ZM263 143H264V142H263ZM1 144H2V143H1ZM65 144H67L68 146H70V145H69L70 142H69V144L65 142ZM113 144H114V143H113ZM120 144H118V145H120ZM165 144H166V143H165ZM209 144H210V143H209ZM232 144H233V142H232ZM247 144H248V142H247ZM252 144H253V143H252ZM255 144L257 145L258 143H255ZM260 144H261V147H262L261 150H260V148L258 149L257 146H256V149H255V150H257V151H256L257 153H258V150L260 151V152H259L260 154L258 153V155L260 156L258 159L256 158V157H258L257 153L252 149L254 146H251V147H249V148H247V149H246V148H244V149L242 148L244 151L246 150V153H243V152H242V153H241V152H236V151H234V149H233V151L231 150V151L228 152V157H227L226 160H225V163H224V165H223V166H225V167H223V169L226 168V171H225V169H224V171H225L224 174L226 175L225 178H228V179L230 180V184L227 183L228 186H227L226 188H225V187H224V188H223V187L220 188L221 191H222V193L219 192V195H217V194H213V195L211 196V198H212L214 204H213V207H211V208H213V210L210 209L211 211H213V214H212V213L210 212V210H209V212L212 214L211 217L209 216V217H210L209 222L212 220V221L215 222V223H214L215 225H213L214 230L211 229V230H213V231H211L209 235H208V234L205 235V234L201 233V231H200L199 226H200V223H201V219L198 217L197 214H195L196 211H197V209H196V206H195L194 204H193L194 206L191 205V202L189 201V203H188V205H187V206H188L187 210H189L190 214H192L191 221H192V224H193V227H194V228L192 229V231H191V229H190V231H187L188 233L186 232L187 229H185V228L188 227V226H186L187 224H186V225L184 224V222H183V218H182V217H184V216H180V215L182 214V213L179 211L180 206H177V205H173V204H171V203H174V200H173L174 198L172 197V193H173L172 191H178V190H179L180 192L178 191V193H181V184H180V186H179L178 188H176V187H175V185H176V181H175V180H176V179L173 180V178H175V176L177 175V173H176V175L174 176V174H175V172H176L175 170H174V172H172L173 169H175V161L173 162L172 160H169V159H168L170 162L172 161V163H174V168H173V164H172V167L169 165L170 162H168V160L165 161V162H168V166H167V163H166V167H164V169L167 168V173L165 172L166 174H168V176H167V180H166V175H164L165 178H162V177H164V176H162V175L164 174V172L162 173V169H163V168L161 167V163H162V161H161V163H159V166L161 167V170L159 169V167H156V166H157V164H156L155 168H158V169L160 170V171H159V174H158V175H160L159 180L157 179L158 177H157V178L152 177V173H149V174H151L150 176H151L152 178L158 180L159 182H160L162 179H164V181H166V184L169 186V188H167L168 192H169V190H170V193L167 194L168 196H167V195H166V196L163 195V196H165L166 198H165V197L162 198V199H163L162 201H161V197H160V201H161V202L158 201V203H161V204H160V205H157V206H158L160 209H162V211H161V212L158 211L160 214H159L158 212H157V213L159 214L158 218L161 217V218H159V221H158L159 223H160V222L162 223V224H158V225L161 226L160 229L163 227V229L165 230V229H167L168 226H169L168 230H165V231H170L171 233L169 232V235H168V233H167V235H165L166 233H164V235H163V233H161V234H160V237L163 238V239H167V240L170 238L169 240H172L171 237H172V238L174 237V238L176 239V237L178 236L177 239H178V241L181 242V243H180V242L178 243V241H177L176 244H173V242H175V241H173V242H172V241H165L166 244H165V245L163 244V248H164V249H166V248L168 249V248H169L168 246H171V247H170L171 250H170V248H169V251H170L172 254H174L175 257H177V256H179V255H180V256H181V255H182V256L185 255V257H186V254H191V255L193 254V255H199V257H202L203 259H206V260H210V259H212V260H214V261L221 262V263H217V262H216V264H230L229 261H228V259H230V258H233V259L236 261V264H237V263H238V264H245V263L247 264V262H245V259H246V258H249V257H248V256H249V253L247 254V252H248L249 250H247V249H250V248H252V247L249 245L250 247L248 248V247H246L245 245H243V244L241 245V244L239 243V241H241V236H240L241 234H239L240 237L238 236L239 239L237 240V235H238V233H239V231L237 232V230H238L237 228L239 227V225H241L240 222H242V221L239 220V219H241V215H240V218L238 219L237 217H238L239 215L236 217V216L234 215V213H235L234 211H235V210L233 211L234 208L231 209L232 206H234L233 203H232V206H231V207H227V204H228V201H229V200L226 202L227 204L225 203V201L227 200V196L230 195L231 193L233 194V193L235 192V193H237L238 195H240V196L243 198V199H241V201H243L242 207H243V209H244V212H243V213H244V214H243L244 216H243V222H242V223H245L244 225L246 226L247 231H244V230L242 229V228H245V227H243V226H241L240 229L243 230L245 233H247V237H249V240H250V241H253V246H254L255 248H258V247H259V248L261 249V250H260V251H261L260 254L262 255V251H263V249H264V223H262L261 221L263 220V222H264V217H263V216H264V215H263L264 212L262 213V211H260L261 213H260V215L257 217L258 219L260 218V216L263 217L262 220H259V222H261V223H258V220H257V223H258V224L256 223L257 225H253L254 218H252V216H254V215L251 214V212H250V207H251L250 204H251V203L248 202V200H249L250 190H251V188H254V189L256 190V187H257L256 185H257V184L253 182V179L250 180L249 178L244 177V174H243V175L240 174L241 171H242V170H241L242 168L240 169V166L242 167V164H243V163L245 164V163L247 162L245 165L243 164V165L245 166V168H246V165L249 166V167H251V168H252V167H253V168H257L258 165L260 166V165L264 164V161H263L264 157L262 156L263 159H262V157H261V154H262V155L264 154V145L262 146V141H261ZM11 145H8V146H9V147H12ZM21 145H22V143H21ZM36 145H37V144H36ZM50 145H51V144H50ZM57 145L59 146V149H60V150L64 149V148H62V146L60 147L59 144H57ZM57 145H55V148H57ZM67 145H66V146H67ZM126 145H127V143H126ZM210 145L212 146V144H210ZM214 145H215V144H214ZM253 145H254V144H253ZM14 146H15V147H14ZM26 146H27V144L25 145V147H26ZM32 146H33V145H31V147H30V145H28L27 147H30V148L32 149V148H33ZM34 146H35V145H34ZM41 146H42V145H41ZM44 146H45V145H43V147H44ZM68 146H67V147H68ZM81 146H82V145H81ZM81 146H80V144H79V147H80V148H81ZM114 146H115V145H114ZM116 146H117V145H116ZM168 146H169V144H168ZM231 146H232V145H231ZM242 146H243V145H242ZM0 147H1V146H0ZM21 147H22V148H25L24 146H21ZM64 147H65V146H64ZM67 147H66V149H64V150H67ZM119 147H121V146H119ZM123 147L125 148L126 146H123ZM135 147H136V146H135ZM161 147L163 148V145H162ZM166 147H167V146H166ZM169 147H170V146H169ZM169 147H168V148H169ZM203 147H204V146H203ZM214 147H215V146H214ZM216 147H217V146H216ZM218 147H219V146H218ZM233 147H234V146H233ZM237 147H238V146H237ZM247 147H248V146H247ZM258 147H260L259 144H258ZM3 148H4V147H3ZM7 148H8V147H7ZM7 148H6V149H7ZM47 148H49V147H47ZM52 148H54V146H53ZM72 148H73V146H72ZM117 148H118V147H117ZM127 148H128V147H127ZM127 148H126V150H127ZM132 148H133V147H132ZM132 148H131V149H132ZM164 148H165V146H164ZM164 148H163V149H164ZM168 148H167V149H168ZM199 148H200V147H199ZM212 148H213V146H212ZM229 148H232V147H229ZM39 149H40V148H39ZM39 149H38V150L36 149V150L39 151ZM50 149H51V146H50ZM68 149H70V147H68ZM119 149H120V148H119ZM121 149H122V148H121ZM129 149H130V147H129ZM129 149H128V151L130 152ZM146 149H147V148H146ZM195 149H196V148H195ZM204 149H206V147H204ZM208 149H209V148H208ZM235 149H236V148H235ZM2 150H3V149H2ZM11 150L13 151V149H11ZM15 150H16V149H15ZM34 150H35V149H34ZM44 150H45V149H44ZM44 150H43V152H41L42 158H43V156H44L42 153H44V154L46 155L47 152H48V153L52 154V155H51L52 157L56 154L55 157H57V158H58V155H59L58 153H60V151L57 152V151H58L57 149H55V150L52 149L53 151L56 152V153L53 152V153H55V154H53L52 152H49V151H50L49 149H47V150H49V151L46 150V151H47L46 153H45ZM64 150H63V151H64ZM78 150H79V149H78ZM83 150H84V149H83ZM123 150H124V149H123ZM133 150H134V149H133ZM141 150H142V149H141ZM148 150H149V149H148ZM158 150H159V149H158ZM158 150H157V151H158ZM191 150H192V149H191ZM199 150H200V149H199ZM201 150H202V149H201ZM206 150H207V149H206ZM243 150H242V151H243ZM8 151H10V150H8ZM28 151H29V150H28ZM30 151H31V150H30ZM40 151H41V150H40ZM40 151H39V152H40ZM63 151H62V152H63ZM70 151H71V149H70ZM70 151L66 152V153H65V156H66V155H69V156L71 155V156H72V154H73L74 151H71L72 153H70ZM87 151H88V150H87ZM136 151H137V150H136ZM165 151H166V150H165ZM212 151H213V150H212ZM238 151H239V150H238ZM13 152H14V151H13ZM33 152H34V151H33ZM39 152H38V153H39ZM62 152H61V153H62ZM64 152H65V151H64ZM82 152H83V151H82ZM116 152H117V151H116ZM124 152H125V151H124ZM139 152H140V151H139ZM150 152H152V150H151ZM150 152H149V153H150ZM161 152H162V151H161ZM161 152H160V153H161ZM163 152H164V151H163ZM205 152H207V151H205ZM210 152H211V151H210ZM215 152H216V151H215ZM261 152H262V153H261ZM1 153H2V152H1ZM31 153H32V152H31ZM31 153H30L29 155L32 156L33 153H32V154H31ZM80 153H81V152H80ZM86 153H87V152H86ZM104 153H105V152H104ZM108 153H109V152H108ZM108 153H107V151H106V154H107V155H108ZM121 153H122V152H121ZM126 153H127V151H126ZM134 153H135V154H133V152H132L133 156L137 154L135 151H134ZM157 153H158V152H157ZM254 153H256V154H254ZM5 154H6V153H5ZM18 154H20V153H18ZM39 154H40V153H39ZM39 154H37V153L35 154V153H34L33 155H36V156H34V157L38 158ZM50 154H48V155H50ZM62 154H64V153H62ZM129 154H130V153H129ZM132 154H131V155H132ZM138 154H139V153H138ZM152 154H153V153H152ZM162 154H163V153H162ZM186 154H187V153H186ZM206 154H208V153H206ZM214 154H215V153H213V155H214ZM242 154H247V156H246V155H243L244 157L246 156L245 159H243L244 157L242 156ZM37 155H38V156H37ZM48 155H47V157H48ZM119 155H122V154H119ZM125 155H126V154H125ZM131 155H130V156H131ZM150 155H151V153H150ZM210 155H211V153H210ZM213 155L209 156L208 160H211V159L215 156V155H214V156H213ZM216 155H217V154H216ZM248 155H249V157H248ZM13 156H14V155H13ZM69 156H68V157H69ZM73 156H74V155H73ZM87 156H88V155H87ZM123 156H124V154H123ZM123 156H122V157H123ZM128 156H129V155H128ZM138 156H139V155H138ZM140 156H141V155H140ZM167 156H168V155H167ZM167 156H166V157H167ZM207 156H208V155H207ZM212 156H213V157H212ZM217 156H218V155H217ZM241 156H242L243 158H242ZM255 156H256V157H255ZM34 157L32 156V158H34ZM40 157H41V156H39V158H40ZM47 157H46V158H47ZM55 157H54V158H55ZM61 157H62V160H63V159L65 160V158H64L63 156H59V159H61ZM79 157H80V156H79ZM82 157H85L86 160H87V162H88V158H87L86 156H83V155H82ZM82 157H81V158H82ZM112 157H113V156H112ZM116 157H117V156H116ZM146 157H147V156H146ZM184 157H185V156H184ZM17 158H18V157H17ZM20 158H21V157H20ZM29 158H31V157L29 156ZM36 158H35L34 160H38V159H36ZM42 158H40V160H42ZM49 158H50V156H49ZM49 158H48V159H49ZM81 158H80V159H81ZM118 158H119V157H118ZM120 158H121V157H120ZM124 158H125V156L123 157V159L121 158L120 160L123 161V160H125ZM126 158H127V157H126ZM132 158H133V157H132ZM132 158H130V159H132ZM181 158H182V157H181ZM247 158L249 159V162L247 161ZM55 159H56V158H55ZM66 159H67V158H66ZM108 159H109V158H108ZM111 159H112V158H111ZM142 159H143V158H142ZM144 159H145V158H144ZM166 159H167V158H166ZM214 159H215V158H214ZM242 159H243L245 162H244ZM15 160H16V159H15ZM24 160H25V159H23V161H24ZM27 160H28V159H27ZM27 160H26V161H27ZM32 160H33V159H32ZM34 160H33V163H35V164H32V161H31V163H30V165L32 164V165L34 166L33 168H35V165H36L37 163L40 164L42 161H44V160H42L41 162H37V161H36V162H37V163H36V162H34ZM52 160H53V159H52ZM56 160H57V159H56ZM83 160H85V159H83ZM86 160H85V161H86ZM109 160H110V159H109ZM138 160H140V159L138 158ZM162 160H163V158H162ZM199 160H200V159H199ZM199 160H198V161H199ZM208 160H207V159L204 160V163H205V164L203 163V161L199 162L200 164H201V163L204 164V165L202 164L203 167L200 166L201 168H198V165H200V164L196 161L197 164H198L196 168H198L199 170L203 168V169H202V172H203V171H204V172H203V173L201 172V174H203V175L206 174V173H207V174H210V176H211V178H212V183H211V185L213 186V185L216 183V181L219 179V175H220V178L222 177V174H223L222 171H223V170H221V169L219 168L220 164H219V165L216 164V160H215V161L211 160L210 163L208 162ZM241 160H242V161H241ZM46 161H47V160H46ZM48 161H49V160H48ZM65 161H66V160H65ZM85 161H84L83 164H85V167H86V164L89 165V163H85ZM90 161H91V160H90ZM110 161H111V160H110ZM114 161H115V159H114ZM116 161H119V160L116 159ZM135 161H136V158H135ZM144 161H145V160H144ZM206 161H207L208 163H206ZM221 161H222V160H221ZM0 162H1V161H0ZM66 162H68V161H66ZM107 162H108V161H107ZM120 162H121V161H120ZM123 162H124V161H123ZM127 162H128V161H127ZM137 162H138V161H137ZM139 162L141 163V161H139ZM159 162H160V161H159ZM163 162H164V160H163ZM165 162L163 163L164 165H165ZM214 162H215V163H214ZM45 163H46V164H45ZM45 163L42 162L43 165H47V164H48L47 162H45ZM52 163L54 164L55 161L52 162ZM52 163H51V165H52ZM116 163H117V162H116ZM125 163H126V162H125ZM125 163H123V164L125 165ZM133 163H134V162H133ZM135 163H136V162H135ZM219 163H221V162H219ZM0 164H1V163H0ZM15 164H16V163H15ZM39 164H37V165H39ZM42 164H40V166H41ZM57 164L59 165V163H57ZM61 164H62V163H61ZM63 164H64V163H63ZM67 164H69V166H70V163H67ZM71 164H72V163H71ZM83 164H82L81 166L79 165V167L84 166ZM106 164H107V163H106ZM108 164H109V163H108ZM118 164H120V163L118 162ZM121 164H122V162H121ZM123 164L121 165V168H123V167L126 166V165L124 166ZM130 164H131V162H130ZM207 164H208V165H207ZM37 165H36V170L34 169L35 171H37V169L39 168V167H37ZM43 165H42V166H43ZM54 165H55V164H54ZM115 165H116V164H115ZM132 165H133V164H132ZM140 165H141V164H140ZM177 165H178V163H177ZM189 165H190V164H189ZM42 166H41V167H42ZM61 166H62V165H61ZM65 166H66V165H65ZM67 166H68V165H67ZM69 166H68L67 168H69ZM73 166H74V165L72 164L71 167L73 168ZM75 166H76V165H75ZM116 166H118V165H116ZM122 166H123V167H122ZM128 166H129V165H127V167H125L126 171H127V169H129ZM136 166H137V164H136ZM136 166H134V167H136ZM142 166H143V165H142ZM193 166H194V165H193ZM221 166H222V165H221ZM263 166H264V165L260 166L259 168H262ZM1 167H2V166H1ZM27 167H28V169H29L30 166H27ZM27 167H24V168H23V171H26V170H27ZM31 167H32V166H31ZM58 167H60V165H59ZM71 167H70V168H71ZM134 167H133V169H134ZM153 167H154V166H153ZM180 167H181V166H179V168H180ZM249 167H247V168H249ZM16 168H17V167H16ZM25 168H26V170H25ZM33 168H30L29 171H30V170H33ZM56 168H57V167H56ZM70 168H69V169H70ZM88 168H90V167H88ZM91 168H92V167H91ZM144 168H146V167H144ZM155 168H152V171H153V170H157V169H155ZM177 168H178V167H177ZM177 168H176V170H177ZM179 168H178V170H181V169H179ZM191 168H192L193 172H195V171L197 172V171H198V170H196V168H195V171H194L193 167H191ZM237 168H238V169H237ZM247 168H246V169H247ZM251 168H250V169H251ZM1 169H2V168H1ZM48 169H49V168H48ZM50 169H51V168H50ZM58 169H59V168H58ZM60 169H61V170H60ZM60 169H59V170H60L59 173L56 172V170H54L53 168L51 169V170H53V171L56 172V173L53 172V173H54V177H55V174H56V175H59V177H60L61 175H62V176L64 175L65 178H66V177H67V175H65V174H66V171H67V170H65L66 167H64V170H65V171L62 170V167H61ZM81 169H82V168H81ZM81 169H80V170H81ZM83 169H84V167H83ZM125 169H124V171H125ZM130 169H131V167H130ZM138 169H139V167H137V171H138ZM18 170H19V169H18ZM34 170H33V171H34ZM40 170H41V168L38 169V171H37L38 173H36V172H35V173H36L37 175L39 174V172L42 173ZM51 170H50V173H51ZM59 170H58V171H59ZM116 170H117V169H116ZM131 170H132V169H131ZM165 170H166V169H165ZM165 170H163V171H165ZM188 170H189V168H188ZM192 170L190 169V171H192ZM247 170H248V169H247ZM254 170H255V169H254ZM262 170H263V168H262ZM2 171H3V169H2ZM16 171H17V169H16ZM16 171H15V173H16ZM20 171H21V173L23 172L21 169H20ZM20 171H18V172H20ZM27 171H28V170H27ZM27 171H26L25 173L23 172L27 178H26V177L24 176V174L22 173L23 176H22V175H21V176L24 177V178H21V179H24V180H27V179H28V180L31 181V182H28V180H27V182H26V181L24 182V180H23V181H20L21 183L18 182V184H19V185H22L23 187H25V189H26V188L28 189V187L33 186V183H34V182L32 183V180H31L32 178H29V176L26 175V174L29 172V171H28V172H27ZM72 171H74V170H72ZM72 171H71V172H72ZM75 171H76V169H75ZM85 171H86V169H85ZM85 171H82V170H81V173H82V172H85ZM87 171H89V170H87ZM129 171H130V170H129ZM129 171H128V172H129ZM132 171H133V170H132ZM140 171H141V170H140ZM149 171H150V170H149ZM224 171H223V172H224ZM11 172H12V171H11ZM68 172H69V171H68ZM68 172H67V174H68ZM105 172H106V171H105ZM112 172H113V171H112ZM115 172H116V171H115ZM120 172H121V171H120ZM153 172H154V171H153ZM185 172H186V171H185ZM198 172H200V171H198ZM246 172H247V171H246ZM251 172H252V171H251ZM251 172H250V173H251ZM3 173H4V172H3ZM21 173H20V174H21ZM57 173H58V174H57ZM78 173H79V171H78ZM81 173H79V174H80V177H81ZM85 173H86V172H85ZM87 173H89V172H87ZM87 173H86V175H87ZM147 173H148V172H147ZM156 173H157V172H156ZM156 173H155V174H156ZM173 173H174V174H173ZM180 173H181V172H179V174L177 175V177H176L177 179L180 177V178H183V180H184V178L187 177L189 180H186V182L189 181V184H190L189 186H190V187H191V186L193 187V186L195 185V189H194L193 194H192V199H193V200H196V198H197V197H196V193H197V192H196V189H198V188H197L198 186H201L200 184H198V183L196 182L197 179H199V178H198L199 176H197L196 174H191V175H190V174H187L188 176L184 175L185 177H184V176L182 177V176H180ZM250 173H249V174H250ZM254 173H256V171H254ZM263 173H264V172H263ZM16 174H18V173H16ZM82 174H83V176H84V173H82ZM105 174H106V173H105ZM116 174H117V173H116ZM129 174H130V172H129ZM129 174H126V172H124L122 175H124V176L126 175V176H127V175H129ZM134 174H135V173H134ZM142 174H143V173H142ZM144 174H145V173H144ZM144 174H143V175H144ZM182 174H184V173H182ZM198 174H199V173H198ZM12 175H13V174H12ZM14 175H15V174H14ZM43 175H44V176H43ZM43 175L41 176V174H40L41 177H40V178H37L38 182L35 181L36 179H33V180L35 181L36 184H40V188H41V190L43 191L44 195H41V193L39 192V190L35 191V190L38 188V187H37L38 185H36L35 190H33V191H31V189L29 188V189H30V193L28 192L27 189H26V190L24 189L25 191H23V193H21L22 190H21L20 188H21L22 186L17 185V183H14V184H13L14 186H12V183H11V184L8 183V184H10L11 187H14V189H11L12 191L9 189V192L11 191L12 193H10V194H8V195H5V192H8V191H4V193H3V192L0 193V202L2 201V203H4L2 206H0V209L2 210V208L5 206L6 208H3V209H5L6 212H7V209H8V211H9V207H10V211H11L10 214H8V217H7V213H9V212L5 213V212H4L5 210H2V211L0 210V211L2 212L1 214H4V213H5L4 215H6V216H3V215H2V216H3V217H2L1 214H0V220L4 221L3 218H4V219H5V217H6V219L9 218V219H7V222H6L7 225H6V226H4L6 223H4V225H2V223L0 224V264H21V263H22L21 261L24 260V259H25L24 257L27 256V255H26L27 252L29 253V256H30V258H31V261L34 259V256H35V258L38 259L37 255H34V254H33V252H34L33 248H34L35 246L38 245V244H37V245L34 244V242L36 241V240L34 241V239H36V237H37V238L39 239V242H40V241H44V242H45V241H48V242H49V239H47V240H40V239H42V238H39V236H37V235L40 234V232H41V235L43 236V238H45V237H47V235H49V234H53V230H55V233H56V234L59 233V232H60V234H62L63 232L60 231V229L63 230V229L66 228V229L68 230L69 227H70V225L68 226L67 224H71V223H72V224H71L72 226H71L70 228H71V229L73 228V229H72V231H70L71 229L68 230V233H71V234H68L66 230H65V231L63 230L64 232H66V235H65V233H64V235H61V236H60V234L57 235V236L59 237L60 241H62V242H63V240H64V241H65V240H68V241H69V239H70V241L73 242V239H74V241H75V240L78 241V243L81 244V245L83 244V245H86V246L89 247L90 245L94 244V245H97V246H95V247H98V244H99V243L102 244L103 242L101 243V242H100V239H99V238H96V243H94V241H95V240H94V239H95L94 237H96V234H101V235H103V232H104L105 235H104V237H103V236H102V237H103V239L105 238V240H106V233H107L106 230H107V229L105 228V226H106L107 223H108V225L111 224V223H112L111 220H113V221L115 222V218H114V216H116L115 214H118V213L116 212V207L114 208L115 211H114V210H113V211L111 210L113 213L116 212L115 214H113V213L110 212V213L113 214V215H111V216H110V215H109V216L107 215V217H108V222H107V220L104 219V218H106V216L104 217V214L106 215V211H107L108 209L105 211V208H104L105 206H104L103 208L99 206V207H100V209H99L98 207H95V205H94L95 211H94V210H93V211L96 212V213H94V212L91 210V208L93 209V207H92L91 205L95 204V202H94V200H92L94 203H90V204H88V201H89V195H88V194L85 195V194L83 193L84 191H82V193H83L82 195H83V196L80 195V196L83 197V198L80 197L81 200H79V201L81 202V204H82V209H83V210H79V209H78V208L81 209V207H80L81 205L78 204V203H79L78 200H76V202H74L75 205L72 204V202L70 201L71 204L74 205V206H76V204H78V205L76 206V208L80 205V206L77 208V209H78V210H77V214H78L79 211H80L79 214H80V218H82V219L77 218V217H79V214H78V215H76V214H72V213L76 212V211H75V210H76L75 207L72 206L75 210L72 209L71 211H69L70 208L68 209L67 207L65 208V210L62 209L64 206H67V205L69 204V201H68L69 198H68V197H69L70 195H69V194H68L69 196H68V195H65L66 198H67V201L64 199L65 197H64L63 195L66 194V192H67V193H68V192H72V191H70V190L73 189V188L69 189L70 187H72V184H71V186H70V184H69V188H68L69 191H68L67 189H65V188H63V187L60 188V185L62 186V185L64 184V181H62V184H61L60 181H58L59 184H58V182H57V184H56V185L59 186V188H58V186L56 187V185H55L54 183H51V182H50V180H51V178H50L51 175H50V174H49L50 176L48 175V173L46 174V175L49 176V177L47 176V177L49 178L48 180H47V177L45 176V173H43ZM86 175L84 176L85 178L88 177V176H86ZM88 175H89V174H88ZM107 175H108V173H107ZM131 175H132V173H131ZM137 175H138V174H136V177H137ZM140 175H141V174H140ZM143 175H141V176L143 177ZM153 175H154V174H153ZM252 175H253V174H252ZM3 176H4V175H3ZM3 176H1V177L3 178ZM17 176H18V175H17ZM83 176H82V177H83ZM112 176H113V175H112ZM112 176H111V177H112ZM114 176H116V175H114ZM117 176H118V175H117ZM120 176H121V175H120ZM126 176H125V178H126ZM133 176H135V175H133ZM150 176H149L148 179H150ZM178 176H179V177H178ZM205 176L207 177L208 175H205ZM205 176H203V177H205ZM237 176H238V177H239V176H241V177L243 176L244 179H243V177H242V179H241V177H240V178H238V181H237V179H236ZM1 177H0V178H1ZM42 177H45V180H44V179L42 180ZM54 177H52V179H56V180L58 179V178H54ZM82 177H81V179H82ZM138 177H139V176H138ZM142 177H140V178L142 179ZM168 177H169V178H168ZM172 177H173V178H172ZM201 177H202V175H201ZM7 178H8V177H7ZM12 178H13V177H12ZM25 178H26V179H25ZM69 178H70V177H69ZM85 178L82 179V180H81L80 178H79V179H80V181H84V180H85V181H84V184H86V182H87L88 180L90 181V178H89V177H88L89 179L86 178V179H88V180H86ZM109 178H110V176H109ZM112 178L114 179V177H112ZM125 178H124V179H125ZM127 178H128V177H127ZM143 178H145V177H143ZM152 178H151V179H152ZM207 178H208V177H207ZM251 178H252V176H251ZM254 178H255V177H254ZM8 179H9V178H8ZM18 179H19V177H18ZM39 179H41V183H42L43 181H46V180H47V183H48L49 186L47 185L46 182H45V183H46L47 186H46V185H45V186H46L47 188H49V190H51V191L53 190V188H55V189H57V190L63 188V190H66V191H64L65 193H64V192H60V194H58L59 192L57 191V192H58V193H57V194H58V196H57L58 198H52V196H53V197H56V195L54 196V194L56 193V191H55V193H54V191H53V192L50 191L51 193L48 192L49 190L47 191V192L50 194L49 197L52 198V200L59 199V196L61 195V198L64 199V200H61V201H62L63 203H65V204H62L61 201H60V203H59V201H58V204H60L59 206L64 205L63 207H60V209H62V210H60V209L58 208L57 203H54V204L57 205V206L53 207L54 204L52 203V200H51V199L49 200V198L45 196L46 191H44V190L42 189V187H43L44 185L41 187V183H40ZM91 179H92V178H91ZM117 179H119V178H116L115 181H116ZM122 179H123V178H122ZM135 179H136V178H135ZM138 179H139V178H138ZM138 179H137L136 183H138ZM146 179H147V176H146ZM160 179H161V180H160ZM205 179H206V178H205ZM9 180H10V179H9ZM12 180H13V179H12ZM14 180H15V179H14ZM16 180H17V179H16ZM66 180H68V178H67ZM66 180H65V182H68V181H66ZM70 180H71V178H70ZM70 180H69V181H70ZM72 180H74V178H72ZM77 180H78V179H77ZM119 180H120V179H119ZM119 180H118V181H119ZM142 180H143V179H142ZM144 180H145V179H144ZM183 180H182V181H183ZM192 180L195 182V184H194V182H193ZM225 180H226V179H225ZM263 180H264V179H263ZM10 181H11V180H10ZM54 181H55V180H54ZM111 181H112V180H111ZM113 181H114V180H113ZM121 181H122V180H121ZM123 181H124V180H123ZM127 181H128V180H127ZM129 181H132V177H130ZM133 181H135V180H133ZM149 181H150V180H149ZM180 181H181V180H180ZM206 181H208V180H206ZM206 181H203V184H204ZM226 181H227V180H226ZM259 181H260V180H259ZM259 181H258V182H259ZM23 182H24V185H23ZM75 182H76V180H75ZM78 182H79V181H78ZM108 182H109V181H108ZM108 182L103 183V185H105L106 187H107V185H108V188L110 189V191H112V188H110V186L113 187L114 185H117V184H114V185H113V184H110V182H109V183H108ZM145 182H146V180H145ZM152 182H153V179H152ZM159 182H157L156 184L158 185ZM192 182H193L194 185L192 184ZM221 182H223V180H222ZM5 183H6V182H5ZM29 183H30V184L32 183V184L30 185ZM69 183H70V182H69ZM87 183H88V182H87ZM111 183H112V182H111ZM114 183H115V182H114ZM122 183H123V182H122ZM133 183H135V182H133ZM133 183H131V184L133 185ZM136 183H135V184H136ZM139 183H140V182H139ZM147 183H150V182L147 181ZM163 183H165V182H163ZM179 183H181V182H179ZM179 183H178V185H179ZM182 183H185V182H182ZM199 183H200V182H199ZM207 183H209V182H207ZM224 183H225V182H223V184H224ZM25 184H27L28 187H26ZM43 184H44V183H43ZM92 184H93V183H92ZM123 184H125V181H124ZM129 184H130V182H128V185H129ZM131 184H130V185H131ZM156 184H155V182H154V184H152V186H153V185L155 186ZM160 184H161V188H162L163 186L165 187L164 184H162V183H160ZM227 184H226V185H227ZM15 185H16V187H15ZM29 185H30V186H29ZM66 185H68V184H66ZM81 185H82V184H81ZM109 185H110V186H109ZM112 185H113V186H112ZM183 185H184V184H182V186H183ZM205 185H206V184H205ZM1 186H3V185H1ZM5 186H7V185H5ZM10 186H9V187H10ZM17 186H18V187H17ZM83 186H84V185H83ZM98 186H99V185H98ZM105 186H103V187H105ZM118 186H119V185H118ZM123 186H124V185H123ZM141 186H142V184H141ZM148 186H149V185H148ZM150 186H151V184H150ZM150 186H149V187H150ZM185 186H186V184H185ZM216 186H217V185H215V189H217ZM9 187H8V188H9ZM46 187H43V188H46ZM51 187H52V189H51ZM64 187H65V186H64ZM67 187H68V186H66V188H67ZM73 187H74V186H73ZM89 187H90V186H88V188H89ZM106 187H105L104 189H106ZM138 187H140V186H138ZM143 187H146V186H143ZM156 187H157V186H156ZM156 187H155V189H156ZM164 187H163V188H164ZM166 187H167V186H166ZM259 187H260V186H259ZM17 188H18V189H17ZM31 188L34 189V187H31ZM82 188H83V187H82ZM122 188H123V187H122ZM136 188H137V186H136ZM146 188H148V187H146ZM182 188H183V187H182ZM185 188H187V187H185ZM200 188L202 189V187H200ZM209 188H210V187H208L207 189H209ZM257 188H258V187H257ZM19 189H20V190H19ZM86 189H87V187L85 188V190H86ZM104 189L102 188V190H104ZM139 189H140V188H139ZM148 189H150V188H148ZM153 189H154V188H153ZM153 189H152V190H153ZM190 189H191V188H190ZM17 190H19L20 192H19V191H18V192H13V191H17ZM63 190H59V191H63ZM106 190H107V189H106ZM106 190H104L105 193H106V192H109V191H106ZM124 190H126V188H125ZM141 190H142V189H141ZM141 190H140V191H141ZM156 190H157V189H156ZM159 190L161 191L162 189H159ZM182 190H183V189H182ZM191 190H192V189H191ZM217 190H218V189H217ZM217 190H216V193H218ZM259 190H260V189H259ZM97 191H98L99 193H97V192H95V193H97L98 196L100 195V197H101L102 199H105L104 201L101 200L102 203H103V202L105 203V201L107 200V195H106V198H103V197H105V196H104L105 194H104V195L102 194V196H103V197H102V196H101V193H100L101 190H97ZM127 191H128V190H127ZM127 191H126V192H127ZM135 191H136V189H135ZM146 191H148V190H146ZM164 191H165V190H164ZM24 192H26V193H24ZM73 192H74V191H73ZM73 192H72V193H73ZM87 192H88V190H87ZM89 192L92 193V194L90 193L92 197L96 196L95 193H93L94 190H93V191L90 190ZM124 192H125V191H124ZM157 192H158V191H157ZM182 192H183V191H182ZM48 193H46V194H48ZM52 193H53V195H52ZM85 193H86V191H85ZM109 193H111V192H109ZM148 193H149V192H148ZM150 193L154 194L153 191L150 192ZM163 193H164V192H163ZM163 193L161 192V195H162ZM166 193H167V192H166ZM252 193H253V192H252ZM258 193H259V192H258ZM260 193H261V190H260ZM262 193H263V192H262ZM70 194H71V193H70ZM80 194H81V193H80ZM93 194H94V195H93ZM106 194H107V193H106ZM130 194H131V193H130ZM130 194H129V195H130ZM134 194H135V193H134ZM137 194H138V193H137ZM156 194H157V193H156ZM182 194H183V193H182ZM187 194H188V193H187ZM208 194L210 195V192H209ZM254 194H255V193H254ZM51 195H52V196H51ZM72 195H73V194H72ZM74 195H75V194H74ZM84 195H85V196H84ZM110 195H111V194H110ZM112 195H113V194H112ZM157 195H158V194H157ZM157 195H155V196L157 197L156 199H159L158 196H159L160 194H159L158 196H157ZM161 195H160V196H161ZM173 195H174V194H173ZM179 195H180V194H179ZM226 195H227V196H226ZM257 195H258V194H257ZM259 195H260V194H259ZM62 196H63V197H62ZM67 196H68V197H67ZM91 196H90V197H91ZM135 196H136V195H135ZM163 196H162V197H163ZM188 196H189V194H188ZM199 196H200V195H199ZM199 196H198V197H199ZM231 196H232V197H231ZM234 196H235V194H234ZM236 196H237V195H236ZM72 197H73V198H72ZM77 197H79V196L76 195V198H77ZM92 197H91V198H92ZM108 197H109V195H108ZM112 197H113V196H112ZM138 197H139V196H138ZM201 197H202V196H201ZM206 197H207V194L205 195V197H203V198H205L204 202H202L204 205H206V203H209V202L206 201ZM225 197H226V198H225ZM229 197H230V198H233V195H230ZM229 197H228V199H230ZM61 198H60V199H61ZM70 198H71V200H74V199H75L74 196H70ZM180 198H181V197H180ZM182 198H183V197H182ZM203 198H202V199H203ZM234 198H235V197H234ZM263 198H264V197H263ZM92 199H94V198H92ZM97 199H99V198H97ZM113 199H115V198L113 197ZM113 199H112V200H113ZM199 199H200V197H199ZM179 200H180V199H179ZM185 200H186V199H185ZM224 200H225V201H224ZM251 200H252V199H251ZM253 200H254V199H253ZM260 200H261V198H260ZM22 201H24L25 203L22 202ZM74 201H75V200H74ZM77 201H78V203H77ZM109 201H111V200L108 199V201H106V203L108 202V204H109ZM114 201L116 202V200H114ZM114 201H113V202H114ZM138 201H139V200H138ZM177 201H178V200L175 199V202H176V203H177ZM191 201H192V200H191ZM200 201H201V199H200L198 202H200ZM261 201H262V200H261ZM67 202H68V203H67ZM89 202H90V201H89ZM129 202H130V201H129ZM140 202H141V201H140ZM186 202H187V201H186ZM213 202H211V203H213ZM229 202H231V200H230ZM252 202H254V201H252ZM26 203H27V204H26ZM66 203H67V205H66ZM118 203H119V201H118ZM120 203H121V201H120ZM120 203H119V204H120ZM180 203H181V202H180ZM249 203H250V204H249ZM23 204L25 205V207L23 206ZM71 204H69L68 207H69ZM100 204H101V203H100ZM116 204H117V203H116ZM134 204H135V203H134ZM156 204H157V203H156ZM174 204H175V203H174ZM254 204H255V203H254ZM6 205H7V206H6ZM103 205H104V204H102L101 206H103ZM110 205H111V204H110ZM161 205H162V206H161ZM169 205H170V206H169ZM178 205H179V204H178ZM184 205H185V203H184ZM184 205H183V206H184ZM199 205H200V203H199ZM235 205H236V204H235ZM134 206H135V205H134ZM160 206H161V207H160ZM228 206H229V205H228ZM255 206H256V204H255ZM7 207H8V208H7ZM70 207H71V206H70ZM171 207H172V210H171ZM209 207H210V206H209ZM256 207H257V206H256ZM263 207H264V206H263ZM56 208H57V209H56ZM96 208H97V209H96ZM156 208H157V207H156ZM202 208H203V207H202ZM258 208H259V207H258ZM49 209H50V211H48ZM66 209L68 210V213H69V212H72V213H70V214H72L73 216H72V215H69V216H68ZM98 209H99V210H98ZM101 209H103L102 211L105 212V213H103V212H102L103 214L100 213V212L97 213V210L100 211ZM183 209H184V208H183ZM58 210H59V211H58ZM138 210H139V209H138ZM156 210H158V209H156ZM170 210H171V212L173 211V213H170ZM198 210H199V209H198ZM205 210H206V209H205ZM221 210H222V211H221ZM223 210H224V211H223ZM60 211H62V212H60ZM63 211H65L64 214H65V216H67L68 218L66 217V219H65V218L63 217V216H64V215H63ZM73 211H74V212H73ZM206 211H207V210H206ZM206 211H205L204 213H207ZM257 211H258V210H257ZM184 212H185V210H184ZM108 213H109V212H108ZM137 213H139V212H137ZM143 213H144V212H143ZM157 213L155 212V214H157ZM180 213H181V214H180ZM220 213H221V214L224 213L223 216H225V217H224L225 220H224L223 216H222ZM241 213H242V211H241ZM241 213H240V214H241ZM46 214H48V215H46ZM81 214H82V215H81ZM95 214H96V215H95ZM158 214H157V215H158ZM183 214H184V213H183ZM75 215H76V216H75ZM101 215H102V216H101ZM205 215H206V214H204L203 217H206ZM236 215H237V212H236ZM70 216H72V217L75 216V219L78 220V221H77V222H78V226H76V225H77L76 220H71L72 222L70 221V219H73V218H69ZM81 216H82V217H81ZM112 216H113V217H112ZM220 216H222L221 218H222L224 221L220 219ZM47 217H48V219H47V221H46V218H47ZM57 217H58L59 220H61V221H60L61 223H62V222H65V221H64V219H65V220H66V223H65L66 225H62V226L60 227V226H59V225H61V223H60V224L58 225V226L60 227V229H58V228H59V227H58V228H57L58 230L56 231V228H55V229L52 228V227H54V224H53V226H52L51 223H53L55 220L57 221V220H58ZM61 217H63V218H62L63 220L61 219ZM109 217L111 218L110 220H109ZM156 217H157V216H156ZM212 217H213V218H212ZM49 218H50V220H49ZM133 218H134V217H133ZM158 218H157V220H158ZM67 219H69V221H70L71 223H68V222H67V221H68ZM79 219H80V222H79ZM85 219H86V220H85ZM160 219H161L162 221L165 222V225H164V223H163ZM213 219H214V220H213ZM260 219H261V218H260ZM9 220H10V222H12L11 225H10V222L8 223ZM48 220L51 221V222H49ZM81 220H82V223H81ZM83 220H85L88 224H87L85 221H83ZM87 220H89V221H87ZM116 220H117V219H116ZM132 220H133V219H132ZM203 220H204V222H205L206 218H203ZM252 220H253V221H252ZM45 221H46V222H45ZM73 221H75L74 223H75L76 228H75V226H74V224H73ZM90 221H91V224H93V223L98 224V226H96V227L98 228V230H99V227H100V228L103 227V230L101 229L102 232H101V233H97L96 231H98V230H97V228L95 227L94 232H95L96 234L93 232L92 234H93L94 236H93L92 234H90V233H89V234H90L91 236L88 235V233H87V232H88V231H87V228L89 227L88 225H90V223H89ZM92 221H94V222L92 223ZM147 221H148V220H147ZM218 221H219V222H218ZM0 222H1V221H0ZM43 222H44V223H43ZM47 222H49V223L46 224ZM83 222H85V223L83 224ZM105 222H107V223H105ZM109 222H111V223H109ZM140 223H141V222H140ZM166 223H167V227H166ZM211 223L213 224V222H211ZM42 224H44V225H42ZM45 224L48 225V226L51 224L50 226H51L52 230H50V232L48 231L49 233L47 232L48 229H47V226H46ZM55 224H56V227H57V224H58V223H55ZM79 224H81V225L79 226ZM96 224H95V225H96ZM103 224H105V225H103ZM205 224L207 225V222H206ZM222 224H223L224 226H225V224H226V227H224ZM254 224H255V223H254ZM9 225H10V226H9ZM41 225H42V226H41ZM99 225H103V226H99ZM108 225H107V226H108ZM149 225H150V224H149ZM162 225H164V226H162ZM206 225H205V226H206ZM210 225H211V224H210ZM242 225H243V224H242ZM258 225H260V227H259ZM7 226H9V228H8ZM38 226H39V227L41 226V228H42L43 226H45L47 230L45 229V227L42 228V229L39 228V229H41V231L39 230L40 232L38 233ZM50 226L48 227L49 229H50ZM66 226H68V228H67ZM92 226H93V225H92ZM185 226H186V227H185ZM220 226H222V227H221L220 232L218 231V232H219V233H218L217 230H218V228H220ZM254 226H255V227H254ZM10 227H11V228H10ZM64 227H65V228H64ZM116 227H117V226H116ZM165 227H166V228H165ZM203 227H204V226H203ZM211 227H212V226H211ZM253 227H254V228H253ZM256 227L259 228V230H260V236H259V237H258V236H257V237L254 236V237H253V233H254V232H255V233H258V232L255 231V230L257 229ZM6 228L10 229V230H9L10 232L8 231L7 234H9V233L12 234L13 236L10 235L12 238H16V237H18V238L20 239V241L18 242V243H20V244H19V245L17 244V245H18V247H20V248L22 247V248H21V249H22V253L24 252V255H25V256H23V259H20V261H18V259H17V258H18V255L16 256L17 258H16L15 256L11 255V254H10L11 251L8 250L7 248H5L7 245L4 246V244H5L6 242H9L8 240H6V239L4 238L5 236L3 237V235H2V233H3V234H4V233L6 234V232H7V231H6ZM62 228H63V229H62ZM89 228H90V227H89ZM93 228H94V227H92V229H93ZM104 228H105V229H104ZM107 228H108V227H107ZM206 228H207V226H206ZM224 228H225V229H224ZM90 229H91V228H90ZM90 229H89V230H90ZM92 229H91V230H92ZM188 229H189V228H188ZM240 229H239V230H240ZM27 230H28L29 233L26 232ZM45 230H46V231H45ZM74 230H76V231H74ZM95 230H96V231H95ZM104 230L106 231V233H105ZM158 230H159V229H158ZM43 231H45V232L47 233V235H45V237H44V232H43ZM58 231H59V232H58ZM69 231H70V232H69ZM73 231H74V232H73ZM42 232H43V233H42ZM51 232H52V233H51ZM61 232H62V233H61ZM90 232H91V231H90ZM98 232H100V230H99ZM108 232H109V231H108ZM55 233H54L53 235L56 236ZM158 233H159V232H158ZM236 233H237V234H236ZM240 233H242V231H241ZM245 233H243V234H245ZM5 234H4V235H5ZM67 234H68V235H67ZM125 234H127V232H125ZM170 234H171V236H170ZM41 235H40V237H41ZM161 235H163L164 237L161 236ZM8 236H9V235H8ZM8 236H7V237H8ZM92 236H93V237H92ZM169 236H170V237H169ZM243 236H244V235H243ZM7 237H6V238H7ZM50 237H51V235H50ZM58 237H57V238H58ZM97 237H99V236H97ZM108 237H109V235H108ZM126 237H127V236H126ZM126 237H125V238H126ZM158 237H159V236H158ZM92 238H93V239H92ZM161 238H160V239H161ZM7 239H8V238H7ZM9 239H11V238L9 237ZM91 239H92V240H91ZM97 239H98L99 241H98ZM103 239H102V240H103ZM107 239H108V238H107ZM160 239H159L158 242L155 240L156 243H157V246L155 245V247H156V250H155V251H156V255H157L156 257H159V258H161L160 256H163V255L161 254L163 248H159V247H161L160 244H162V243H160V242H162L163 240L161 241ZM175 239H173V240H175ZM244 239H245V238H244ZM11 240H12V239H11ZM13 240H14V239H13ZM52 240H53V237L50 238V241H52ZM54 240H55V238H54ZM93 240H94V241H93ZM102 240H101V241H102ZM109 240H110L111 242H112V241L116 242V241L118 240V238H117V237H114V236H111V237H109ZM109 240H107V241H109ZM115 240H116V241H115ZM157 240H158V238H157ZM5 241H6V242H5ZM68 241H67V242H68ZM91 241H92V243H91ZM97 241H98V242H97ZM107 241H106V243H107ZM110 241H109V243L111 244ZM242 241H243V239H242ZM242 241H241V242H242ZM10 242H11V241H10ZM54 242H55V241H54ZM54 242H53V246H54ZM65 242H66V241H65ZM114 242H113V243H114ZM163 242H164V241H163ZM165 242H164V243H165ZM167 242H168V243L170 242L171 244H168ZM182 242H183V243H182ZM12 243H14V242H12ZM57 243H58V242H57ZM57 243H55V244H57ZM69 243H70V242H69ZM90 243H91V244H90ZM156 243H155V244H156ZM159 243H160V244H159ZM236 243H237V244H236ZM247 243H248V242H247ZM247 243H246V244H247ZM41 244H42V243H41ZM43 244H44V243H43ZM49 244L51 245V243H49ZM100 244H99V246H100ZM103 244H105V242H104ZM107 244H108V243H107ZM172 244H173V245H172ZM177 244H179V245H177ZM180 244H181L182 246H181ZM258 244H259V245H258ZM8 245H9V244H8ZM14 245H16V243H15ZM14 245H13V248H12V246H11L12 249H14ZM17 245H16V246H17ZM33 245H35V246H33ZM39 245H40V244H39ZM44 245H45V244H44ZM67 245H68V243H67ZM81 245H80V246H81ZM115 245H118V244H115ZM167 245H168V246H167ZM45 246H48V244L46 243ZM68 246H69V245H68ZM70 246H71V244H70ZM166 246H167V247H166ZM40 247H41V246H40ZM51 247H52V246H51ZM51 247H50V248H51ZM76 247H78V244H76ZM88 247H87V248H84V247H83V248L85 249L86 252H87V251H90V250H88ZM155 247H154V248H155ZM157 247H158V248H157ZM8 248L10 249V247H8ZM43 248H44V247H43ZM65 248H68V247H65ZM83 248H82V249H83ZM92 248H93V247H92ZM108 248H109V247H108ZM114 248H115V247H114ZM6 249H7L9 252H7ZM12 249H11V250H12ZM36 249H39V247L36 248ZM36 249H35V250H36ZM44 249H45V248H44ZM69 249H70V247H69ZM73 249H74V250H73ZM80 249H81V247H80ZM84 249H83V250H84ZM93 249H94V248H93ZM93 249H92V250H93ZM97 249H99V247H98ZM111 249H112V247H111ZM40 250H41V249H40ZM46 250H47V249H46ZM66 250H67V249H66ZM75 250H76L75 247H73V248H72L73 253H72V251L70 252V253H72L71 256H73V259H74L72 264H91V262L89 263V261H90L89 258H90V257H89V258L87 257L89 261L85 260V258H84L85 256L82 255V254H81V256L77 257V256H75V254H74ZM77 250H78V248H77ZM77 250H76V251H77ZM95 250H96V249H95ZM115 250H116V249H115ZM117 250L119 251L118 248H117ZM117 250H116V251H117ZM251 250H252V249H251ZM15 251H16V252H20L19 250H14V252H15ZM25 251H27V252H25ZM56 251H57V250H56ZM85 251H84V252H85ZM165 251H166V250H165ZM14 252H13V250H12V253H14ZM16 252H15V253H16ZM37 252H38V251L36 250L34 253L37 254ZM78 252H81V253H82L81 250L78 251ZM170 252H169V254H170ZM249 252H250V251H249ZM258 252H259V250H258ZM258 252H257V253H258ZM15 253H14V254H15ZM20 253H21V252H20ZM20 253H19V256L22 257V253H21V255H20ZM88 253H90V252H88ZM88 253H87V255H88ZM95 253H96V252H95ZM103 253H104V252H103ZM111 253H112V252H111ZM263 253H264V252H263ZM17 254H18V253H17ZM65 254H66V251H65ZM76 254H78V253H76ZM79 254H80V253H79ZM83 254H84V253H83ZM97 254H98V253H97ZM99 254L101 255V253H99ZM99 254H98V255H99ZM115 254H116V253H115ZM165 254H166V253H165ZM246 254H247L248 256H246ZM15 255H16V254H15ZM39 255H40V254H39ZM44 255H45V254H44ZM59 255H60V254H59ZM94 255H95V254H94ZM233 255L236 256V257H234ZM46 256H47V255H46ZM61 256H62V255H61ZM90 256H92V254H91ZM101 256H102V255H101ZM101 256H100V257H101ZM172 256H173V255H172ZM172 256H170V257L172 258L170 261L168 260V258H167V261H166V260H165L166 257H164L165 259L162 260V261H164V262H162V261H158V262H159L160 264H161V262H162V264H184L183 261H181L179 258H173ZM180 256H179V257H180ZM259 256H260V255H258V257H259ZM39 257H40V256H39ZM96 257H97V256H96ZM168 257H169V256H168ZM256 257H257V255H256ZM256 257H255V258H256ZM263 257H264V256H263ZM48 258H49V257H48ZM55 258H56V257H55ZM63 258H65V257L63 256ZM67 258H68V257H67ZM93 258H94V256H93ZM93 258H92V259H93ZM162 258H163V257H162ZM260 258H261V257H260ZM37 259H34V260H37ZM59 259H60V258H59ZM98 259H99V258H98ZM27 260H28V262H29V259H28V258H27ZM50 260H51V258H50ZM93 260H94V259H93ZM100 260H101V258H100ZM102 260H103V259H102ZM157 260H158V258H157ZM160 260H161V259H160ZM212 260H210V262H211ZM247 260H248V259H247ZM251 260H252V259H251ZM254 260H256L257 262L259 261V260H257V258L254 259ZM262 260H264V259H262ZM37 261H38V260H37ZM39 261H40V260H39ZM39 261H38V262H39ZM45 261H49V260H46V259H45ZM45 261L43 260V262H42V261H41V262L44 264ZM56 261H59V260H55V262H56ZM62 261H64V260H62ZM91 261H92V260H91ZM103 261H104V260H103ZM235 261H234V263H235ZM260 261H261V260H260ZM260 261H259V262H260ZM28 262L25 263V260H24L23 263H25V264H33V262H29V263H28ZM35 262H36V261H35ZM41 262H40V264H41ZM137 262H138V261H137ZM158 262H156V263H158ZM210 262H208V263H210ZM244 262H245V263H244ZM250 262H251V261H250ZM53 263H54V261H53ZM66 263H67V262H64V263L62 262V263H60V264H66ZM97 263L100 264V263H102V262L99 263V262L97 261ZM103 263H104V262H103ZM159 263H158V264H159ZM251 263H253V262H251ZM254 263H255V262H254ZM254 263H253V264H254ZM262 263H263V261H262ZM35 264H37V263H35ZM56 264H59V263H56ZM92 264H93V263H92ZM106 264H108V263H106ZM211 264H213V263L211 262ZM214 264H215V263H214ZM257 264H258V263H257Z\"/></svg>", "mask_w": 264, "mask_h": 264}]
</instances>
